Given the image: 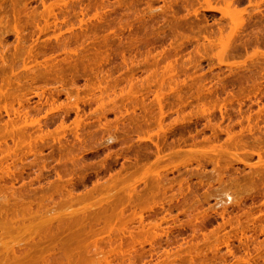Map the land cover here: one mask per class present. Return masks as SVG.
Instances as JSON below:
<instances>
[{"label":"rangeland","instance_id":"obj_1","mask_svg":"<svg viewBox=\"0 0 264 264\" xmlns=\"http://www.w3.org/2000/svg\"><path fill=\"white\" fill-rule=\"evenodd\" d=\"M63 1H65V2H63ZM63 1H61V0H0V63H1V61L3 63V64L1 63L2 65L0 64V75H1L0 76V83L2 84V85H0V89L2 90V92L0 94V103H1L0 108L2 107L0 109V111H1L0 115L2 114L0 116V135H1L0 136V144L1 143L3 144V145H1L2 149H7L8 145L11 143L15 146V143H17V144L21 143L23 140L24 141L25 140L30 141V144L33 142L34 143L36 142L38 145V143H40L42 141V139H41L42 137H36V136H39L41 133L43 136H44L43 133H45V135H47L45 139L43 137L44 141L46 140V141H50L53 143V144L51 143L52 146L45 147V149H43V150H41L42 148H44L42 146L40 149L37 147L36 144H32L34 146H31L30 144H28L31 147H36L37 149L40 150V151L39 150H37V151L43 152L42 154L45 155V158L41 153H40L41 155L40 154L35 155V153L31 152L30 150L33 148L30 149V147H28V146L22 147L24 141H23V143H21L22 145H20L22 148H20V146L17 148H15L13 146L16 149V151L18 150L19 154H17V155L20 157V158L17 157V160L20 159V161L19 160L17 161L15 159V163H17V162L20 163L21 160L23 161V159H21V158L24 157V154L25 155L27 154L25 156L26 158L24 157L26 159L25 160L26 162H21L20 163L21 165L20 164L19 165L21 167L23 166V168H24V166L29 165L28 168L27 167L25 168V171L22 170V172H24L22 175L25 178L21 175L22 172L21 173L18 172V173H20V175H18V173L16 172L18 177L22 176L21 178L23 180L26 179L25 186H23L24 185L23 182L21 183L22 180L21 181L16 180V181H19L16 183L17 184L19 183L18 185L20 187H18V185L16 183H15V185H17L18 189L21 188V190L19 189L20 191H23V190L25 191L28 188V185H30V183L32 181V184L30 185L31 187H29L28 189L29 190L30 189L36 190L38 188L37 189L38 195L36 194V196L44 195V193H45L44 197L46 199L43 198V196L40 198L43 199L44 203H46L47 201L51 202L48 205L46 204V207L48 208V210H49V208H52L55 206L56 207L58 206L60 208V211H61V208H64V209L67 208L66 206L69 204H66V205L64 204V202L66 200L58 202V201H60V199H59L60 197H62L63 199H64V197L69 198L68 194H67L68 196H65L67 193L66 192L67 188H68V190L71 189V190L76 191V192H74L75 196L73 195L74 197L69 198V199H74L76 197V199H75L76 201L73 200L75 203H72V205L75 208L77 207V209L79 208L78 210H80L81 208L83 209L84 207H87L88 206L87 204H89V206H90V204L93 205L94 202L97 203L98 200H95L97 198L100 201H101V199H106V200L101 201L102 204L101 203L100 204L102 206L107 203V200L109 202L110 201L115 202L117 200V202H115V203L110 202V203L114 204V206H116L115 207L116 212L119 208H121L120 206L123 205L121 203H127L128 207L127 208L125 207L126 204H124L125 206H122V207H125L127 209V211L124 208L123 209L124 213H122L123 210L121 208V212H118V213H119V216L121 214L123 217L119 218L118 216H116L117 213L114 210H113V213H116V215L112 214L111 206L108 207L109 205H111V204H109V202H108L109 205L108 204L105 205L106 207H104V206L102 207L99 204L98 205L96 204L97 206H93V209H94V207L96 209V210L94 209L95 211L90 206L91 208H89L90 209L89 211L85 210L86 208L84 209L85 212L83 215L82 214L83 212L82 213L80 212L82 210H80L78 212V210L76 211L74 209V212L80 213L79 214L80 216L79 215L78 216L75 215L73 217L67 216L68 217V219H67L65 216L66 214L64 213L65 214L64 217L60 216V218H56L57 221H54V222L51 221V223L49 222L47 224L46 223L48 220L47 218H49V217H47V215H45V214L42 215L43 213H48L47 208H45V206L41 208L40 202H38L40 206H37L38 203L37 204L34 203L37 199H39V197H37L36 199H32L34 201L33 205H32V210H29V209L28 210L30 212V211H33V208L34 209L35 208L36 209L41 208L42 211L36 210L38 212L37 215L34 213H31L32 215H28V212H27L28 210L27 211L25 210V211L27 212V215L30 218L33 217L35 220H37L38 216H41V215L47 217V218H45L46 221L41 220L40 218H42V217H40L39 221H38L39 223L40 222L46 223L45 224L46 226H42L43 224L42 225L38 224V222L33 221V218H32L31 220L33 221V223L34 222L35 223L34 224L33 223L31 224L30 222H28V223H30L34 227H35V224H38V226H41L40 231L38 230L39 232H34V231L31 232V230H34V229H32L31 227L28 228L27 230L31 229L30 230L31 234H33L35 236L37 235V236L36 237L34 236V239L31 240L30 237H32L33 235L32 236L28 235L30 238L29 239L27 234H26L27 232L29 233V231H26V233L22 232V235H26L25 237L23 236V241H24V238H26V240L27 239L28 240L27 241L25 240V243H23V242L21 243V239H20L21 236L19 235V237H17V238L20 239L21 244H18V245H14L13 241L9 244V240H8L9 245L7 247H5V244H7V241H1L2 240L1 239L2 236H1L0 237V239H1L0 240V258H3L5 256L6 250H12L10 248V245L12 243H13L12 246L13 245L15 246V247L14 246L12 247V248H14L15 251L19 250V248H23V247L27 248L30 246V244H33V241L35 239L38 240L37 239L38 237L40 239L43 236V234L47 231H48L47 233L50 235V237H48V239L51 238V236H55L57 241L55 240L54 242H52L51 240H49L47 243H45V245H42V246H44V249H43L44 252L41 251L40 249H36V250L31 249V251H29L30 256L28 258L30 260H26V264H33V263L34 264H36V263L40 264L41 263L40 258H41V256H44V255H42V253L45 254L49 250L52 251V248L54 247V245L53 246H51V245H52V243H55V242H56L55 243L56 246H57V244L60 246H59V248L55 246L53 248V251H52L53 253L57 250L59 253H63V252L66 253L65 250H68V253H69L72 250H74L73 248H75V247H76L75 249L83 248L82 247V246H84L83 243H86L89 240V237L91 239V236L94 235L93 231L96 232L97 230H100L101 227L103 226L102 224H104V222L106 221V220L103 221V219H104L103 217L106 216V213L109 212V214H110V212H111V215H112L111 218H112L113 222L115 220V222L113 224L116 226V228L114 225H111L112 221L109 220L110 219L109 218L110 215H109V217H105V218H107L109 220L108 224L110 225V228L111 229L113 228V230H114V228L115 229H121L123 231L121 232V230H119L120 231L119 232L118 230H116L113 232V230L112 231L109 230L107 232V234L111 236L110 237L111 242H113L112 239L118 240V244L119 245L121 244V246H123V247L118 246V244L115 242V244H117L116 246L121 247L123 249L121 250L122 252L117 253V251H119L120 248L118 250L115 249V245H114V247L111 245V244H114V242L113 243L108 242L110 239L108 238V235L106 233H103L104 232L103 231L102 234H104V235H100L102 237V239L99 240L100 241L99 247H101V244H104L105 241H107L105 244L106 247L103 245V247H105V249L107 250V252L104 251L105 256H106V253L107 254L110 253L109 250L111 248H114V250H116V253H115V251L113 249H111V251H113L115 253V255H114L115 259L113 258L115 261L113 260V262H112V260H109L108 264H111V263H113V264H118V263L119 264H129L127 261L130 262V260H131V262H133V263L130 262V264H135V262H136V264H163L164 262H165L164 264H166V263L167 264H264V171H263L264 170V160H263L264 159V148H263L264 147V135H263L264 134V122H262V119H261L262 117L259 119L261 121L260 123H259V121H257L258 127H260V128L262 127L261 128V130H263L262 133L259 132V131H261L260 129H259V131H256V129H255L254 130L255 132H253L252 134L246 133L247 136L245 135V132H244L243 134L245 135V137H243L244 135L242 136L241 135L242 133L239 132V130H241L240 124H237V123L235 124V122H237V119H239V117H240V119L242 117H245V115L243 113L246 112V115H247V112L251 110L252 114L255 115V112L257 113L261 107H262V109H264V107H263L264 106V36H263L264 35V33H263L264 32V18H263L264 17V0H224L226 3L223 0H218V1L217 0H209L208 3H206L207 0H89V3H88V0H79V1L78 0H63ZM60 2H62V3H60ZM68 3H69V5H68ZM233 3H235V4H233ZM256 3H259L260 5L256 4ZM207 4L209 5L210 8L214 6L213 9L212 8L210 9ZM222 4H224V6H222ZM94 6H96V7L99 6V7L96 8ZM217 6H219V8ZM227 6H230V7H227ZM258 6H259V8H261L260 10H259V8H257ZM101 7H103V8H101ZM207 7H208V9H207ZM215 7H217V8H215ZM221 7H223L225 9V11ZM94 8H96V9H94ZM232 8H233V10H232ZM236 8H237V10H236ZM64 9H66V10H64ZM222 9L227 14H224V12L221 11ZM234 9L236 11H239V12L237 13L236 11H234ZM245 9H246V11H245ZM86 10H87V12H85ZM226 10L229 12H227ZM231 10L233 11L232 16L233 17L237 16L236 18H232V16L230 15L232 13ZM241 10H243V11H241ZM94 11H95V13H94ZM97 11H98V13H96ZM46 12H48V13L46 14ZM72 12L74 14H72ZM78 12H80V13H78ZM260 12H263V13L260 14ZM49 13H50V15H49ZM99 13H101L102 15L101 14L99 15ZM228 13H230V14H228ZM234 13H236V14H234ZM139 16H140V18H139ZM75 17H76V19H75ZM83 17H84V19H83ZM86 17L88 18V20ZM242 17H243V19H242ZM137 18H138V20H137ZM85 20L87 23L85 22ZM235 20L236 21L238 20V21L236 22ZM230 21H234V22L232 23ZM41 24H43V25H41ZM61 24H63V25H61ZM65 24H67V25H65ZM130 24L132 27H130ZM235 25H237L238 28L235 27ZM65 26H67V27H65ZM81 26H83V27H81ZM48 28H50V29H48ZM46 29H48V30H46ZM63 29H65V30H63ZM252 30H254V31H252ZM83 32L85 34H83ZM221 34H223L224 37H222L223 35H221ZM134 36H135V38H134ZM257 36H258V38H260V37L261 38L258 39ZM219 38L223 39V42ZM134 40H136L137 42ZM209 42H212V44ZM214 42H216V43H214ZM229 42H231V43H229ZM213 44H215L216 47ZM218 44H220V46ZM257 44H258V46H257ZM227 45L228 46L230 45V46L228 47ZM222 46L224 47V49ZM147 47H148L149 51H148V49L146 50ZM218 47L221 48V50H219L217 52ZM26 50L28 51V53ZM75 51H77V52H75ZM151 54H153L152 57H151ZM68 55H70V56H68ZM154 55H156V56H154ZM45 60H46V62H45ZM27 63H29V64H27ZM55 63H56V65H55ZM11 64H13V65L11 66ZM35 64H36V66H34ZM40 64H42V65L40 66ZM168 64L169 65L172 64V68L174 69V70H172V72L174 74H176V75L180 74L179 76H177V79L179 77L180 78L184 77V76L187 77V75L190 76V74H191V76H190L191 78L189 76L187 77V79H184L186 77L181 78L180 82L178 79L177 82H179V83L174 82L171 85L172 87H175V85H177L176 86L177 89H182L181 91L178 90L177 93L180 92L181 94L179 93L178 95H182L183 97L178 96V95H176L177 96L176 97L175 94H177V93L175 91H174L175 93L173 92V90L175 88H170L171 86L169 87L167 85L168 83L165 84L166 86L165 85L161 86V89L159 88L160 86L158 84V80L161 77V74H163V70L165 69L166 65H168ZM45 65L48 68L45 67ZM1 67H3V68H1ZM19 67H20V69H19ZM32 67H33V69H32ZM29 69H31L30 70L31 73H30ZM27 71H28V74H27ZM174 71L177 72L178 74L175 73ZM130 73H132V74H130ZM170 73L171 72H169V74H167V75H170ZM15 74L16 75L18 74V75L16 76ZM147 74H150V75H147ZM152 76H153V78H152ZM19 77H20V79H19ZM194 77H196V78H194ZM218 77L222 78L221 81H223V83H222L223 85L220 84L221 81H218ZM2 78H3V80H2ZM131 78L134 79L135 82ZM146 78H148V79H146ZM189 78H190V80H193L192 78H194L195 82L197 81V83H194L193 82L194 80L192 81L194 84L191 83V81L188 80ZM226 78H228V79H226ZM104 79H105L106 83H104L105 82ZM112 79L114 80V82ZM182 79L188 80L189 85L187 84V81L183 82ZM244 79H246V80H244ZM247 79L249 82L247 81ZM229 80L230 81L232 80V81L230 82ZM240 80H241V82H238ZM2 81H4V82H2ZM5 81H7V82H5ZM18 81H19V83H18ZM155 81H156V84L158 86L154 83ZM225 81L227 82V84ZM242 81L244 84L242 83ZM139 82H141V84H138ZM99 83L102 86H100ZM134 83H135V85H134ZM190 83L192 86L191 88H189ZM9 84H10V87L6 86ZM197 84L200 86V89H199ZM202 84L204 85V87ZM231 84H233V85H231ZM14 85H16V86H14ZM110 85H113V86H110ZM206 85L208 88L211 87V91L213 90V92L209 91L207 89ZM220 85L222 87H220ZM181 87H183V88H181ZM239 87L241 89H239ZM131 88H133V89H131ZM195 88H197L198 91L196 90V92H195ZM242 88H244L243 91H242ZM245 88H246V91H245ZM106 89H107L106 93L109 96L106 95V93H105ZM129 89H131V90H129ZM5 90H8L7 92H9L11 94L6 93ZM11 90H14V91H11ZM183 90H184V92H182ZM121 91L123 92L122 94H125L124 96L122 94L120 95ZM127 91L128 92L131 91L132 93L131 92L128 93ZM190 91H191V93H190ZM203 91H205V92H203ZM239 91L240 92L242 91V92L240 93ZM101 92L104 94H102ZM159 92H161V93L164 92L165 94L163 93V96H162V94ZM168 92H169V94H168ZM171 92H173L174 94H172ZM229 92H231V93H229ZM99 93H101V95ZM111 93H113V94L111 95ZM133 93L136 94L137 96L135 95L133 97ZM129 94H131V95L129 96ZM158 94L161 95L160 96L161 99H159L160 97H157ZM207 94H209V95H207ZM231 94H233V95H231ZM211 95H217V97L220 99L218 100V99H216L215 96H211ZM229 95H230L229 99H232V100L226 99V97H229ZM120 96H122V97H120ZM142 96L144 99L142 98ZM184 96H185V100H184ZM187 96H189V97L186 98ZM198 96H200V97H198ZM204 96H206V97H204ZM231 96H233V97H231ZM99 97H101L103 99V102L100 101L101 98H99ZM109 97H111V98L109 99ZM179 97H181L183 99L181 100V98H179ZM209 97L211 98V100ZM224 97H225V99H224ZM104 98H105V100H104ZM157 98L160 100L161 103L164 104V105L160 104V106L164 107L163 109H165L166 111L169 110V112L167 111L168 113L163 111L164 114L167 113L165 116L163 114L159 115L160 113H158L160 111V108H158V107H160V106L158 105L159 104L158 102L157 103L155 102V101H157ZM162 98L165 102H163ZM177 98H178V100H176ZM203 98L204 99L206 98L205 99L206 102H203L204 101ZM221 98H223V99H221ZM112 99L113 100L115 99V100L113 101ZM208 99L210 101H213V99H214V102H215V100H216V102L215 103L210 102L211 104L210 103L207 104V102L209 101ZM221 100L222 101L224 100L223 102H225L224 104H226V105H223V106H225V107H223V106L220 107L223 104V102ZM141 101L144 103H141ZM182 101L184 103L186 101L187 103H185V105H184ZM219 101H221L222 103L219 104ZM230 101H232L231 104L229 103ZM132 102H133V104H132ZM145 102H147L148 104ZM179 102L182 104H180ZM102 103H103V105H105L104 107H106L105 110L101 109L103 107V106H101ZM134 103L136 105H138V107H136V105ZM155 103H156V105H155ZM199 103H200V105H199ZM212 103H214V104H212ZM197 105H199L198 107H201V106H203V107L197 108ZM211 105H215V106H211ZM8 106H9V109H8ZM55 106H56V108H55ZM139 106L141 108H142V106H146L145 110H147V108H148V110H150V108H151L152 114L150 113V111L144 112V110H143L144 107L141 110V108ZM5 107H6L7 111L5 110ZM39 107H40V110L38 109ZM78 107H80V108L78 109ZM171 107L173 108L172 111H170ZM204 107H206V108H204ZM212 107H214V108L212 109ZM219 107L221 109L225 108V110L228 112L226 113V111H225L224 113H226V114L230 113L229 115H231L234 111L238 112L239 108L243 109L241 111H244V112L239 113V114H243L244 116L243 115L239 116V114H238L239 117L235 116L236 113L234 112L235 114L232 115V118H231V116L227 115L226 119H224L225 121L220 120V118L223 119V117L221 115V112L219 111ZM249 107H250V109L247 110ZM52 108L54 109V111L50 110V112H49V109H52ZM76 108L78 109L77 110L78 113L75 112ZM115 108L117 110H115ZM174 108H175V110H174ZM156 109L158 112L156 111ZM196 109H199V110H196ZM201 109H202V111H201ZM203 109L204 110H209V109L211 110L212 109L215 112H213L211 110L208 113V111H206V114L209 115V117L207 118V115L204 114ZM214 109H216V110H214ZM9 110H10L11 114L9 113ZM65 110L66 111L69 110L70 112H68V114H65L64 113V112H66ZM112 110L114 112H112ZM127 110L130 112L125 113V111H127ZM132 110H136V111L132 112ZM46 111H48V112H46ZM198 111H200V113H198ZM223 111H224V109H223ZM13 112L15 113V115ZM147 112L149 114H151V116L149 119V117H148L149 115L147 114L148 116L146 118L149 119L151 122L150 121L146 122L144 120L146 124H144V123L142 124L143 121H141V120L144 119ZM16 113H19V115L20 114L21 115L19 117H17ZM82 113H84V114H82ZM141 113H142V115H141ZM78 114H79V116H78ZM211 114H213V115H211ZM44 115H47V116H44ZM56 115H58V116H56ZM133 115H134V118L132 117ZM135 115L137 117H135ZM203 115H205V116H203ZM220 115H221V117H220ZM15 116L17 117L16 119H15ZM25 116L27 118H25ZM77 116L81 117V118H78ZM140 116H144V117H142L143 119H140L141 118ZM160 116H162V117L164 116V117L161 118ZM263 116H264V110H263ZM75 117L78 119H76ZM229 117L231 120H233L231 123L232 124L234 123L233 125H235V128H234L235 131L233 129L234 126L232 127L233 130L231 129L230 131L233 134H234V132H235V134H237V135H234L235 137L238 136V140H237L238 146H236V147H235V145H233L234 146L233 147L232 144H231V146H229L230 144H227V142H230V141H228V140H226V143H225V139L227 138L226 133L225 134L220 133L219 138H218L217 136H215L214 132H212L209 129L211 126L210 127L206 126L207 122H208V125H211V124L216 125L217 123H220L222 121V123H220L219 125H221L222 128L227 127V125L229 124L228 123ZM135 118H138V120L133 121ZM224 118H225V116H224ZM12 119L19 120L20 123L22 121L25 123L26 119H28V120H26V122L28 121V123H29V121L31 122L32 120L36 119V121L38 120L41 123V126L40 127L38 126V127L39 128L42 127L44 130L45 129L46 130L45 131L43 130L44 132H41L42 131L41 129H40L41 131L37 130V129H39L36 127L38 125V122L35 123V125H33L34 129H36V130L32 129L31 124L27 123L28 125L26 124L27 125L26 130L28 132L30 131L29 130L30 128L32 130L28 133V132H25L26 130L23 128L24 133L23 132L21 133L22 129H18V131H17V128H19V127H15V129H14L13 125L17 124L15 126H22L21 124L23 122L21 124H19L15 120L12 121ZM242 119H244V118H242ZM263 119H264V117H263ZM9 120H11V121L8 122ZM76 120H79V121L81 120V122L77 123V124H80V125H78L79 126L78 129L73 127L76 125V123H74V122H77ZM87 120H88V122H87ZM231 120H229V122ZM131 121H132V123H131ZM212 121H214V122H212ZM12 122H14V123H12ZM136 122H138V123H136ZM255 122L256 121L254 120V123ZM5 123L10 124V125H5ZM40 123H39V125H40ZM246 123H247V121H246ZM246 123L244 122V124H246ZM61 124H65L64 125L65 131H62V129H61L62 125ZM140 124H142L143 126ZM204 124L206 127L204 126ZM29 125H30V127H29ZM136 125H137V127H136ZM170 125H171V127H170ZM2 126H4V127H2ZM9 126H12L13 128L10 127V130H8ZM23 126H24V124H23ZM80 126L86 132H87V129L89 132L91 131V133L93 131L92 137H94L95 140L92 139V137H90L91 139L89 138V140H88V137H89L88 135H87L88 137H84V135L86 136L87 133L80 130L79 129ZM129 126L132 128H130ZM138 126L139 127L141 126V127L139 128ZM59 127H61V128H59ZM258 127H257V129H258ZM3 128L5 129V131ZM64 128H63V130H64ZM173 128L174 129L176 128L175 129L176 131ZM47 129H49V130H47ZM55 129H57L58 134H57V132H54V131H56ZM12 130L14 131V133H12L13 132ZM74 130L75 131L80 130L79 133L82 134V136L84 137V139H83L84 141L81 144H83L84 146L81 147V145L79 143V145L81 147V149L80 148L79 149L81 151L76 150L77 148L76 149L74 148L75 149L74 150L72 147H70V148H72V150H74L75 157H74V154H72L73 151L71 149H69L72 151V153L70 152L71 153L70 155H67V152L69 150L67 151V149H66L67 152L64 151V153L62 154L64 156H61L60 153L57 151L59 146L56 147V145L59 143H57L55 141H58L60 139L61 141L59 140V142L65 141V143H66V142H68L66 140L70 139L69 142H73L75 145L73 147H76V143L78 141H77V138L75 137V135L78 133H75ZM49 131H52V132L49 133ZM127 131H128V133H127ZM18 132L21 133L20 137H19L21 139H19V140H17L18 138H16V137H18L17 135H19ZM33 132H36L37 134L36 133L34 134ZM38 132H40V133H38ZM64 132L66 135L62 134ZM138 132H140V133H138ZM180 132H181V134H180ZM59 133H61L63 136L62 135L60 136ZM238 133H240V135H238ZM27 134H28V136H27ZM233 134H232V136H233ZM12 135L13 136L15 135L14 136L15 138H13ZM21 135H23V137H21ZM49 135H51V136H49ZM158 135H160V136H158ZM212 135H214L217 139ZM248 135H250V136H248ZM56 136L58 137V139H55V138H57ZM28 137H31L30 138L31 140H29ZM53 137H54V139H53ZM74 137L76 138V140ZM78 137H81V136L79 135ZM161 137H163V138H161ZM179 137H181V138H179ZM257 137H259V138H257ZM22 138H24V139L22 140ZM25 138H27V139H25ZM37 138H40L41 141H39V142L36 141V140H39ZM47 138L49 140H47ZM85 138L88 140V142H86L88 144L85 143ZM209 138H210V140H209ZM15 139H16V142L13 143V141H15ZM158 139H160L161 142L163 139L164 143H166L168 146H170L169 144L173 145L172 143H177V141L181 142L182 143L181 148L182 147L183 148L181 149V151H179V152L177 151L180 155H178L177 152L175 154H173V151L179 150L180 147L174 149L173 151L171 149H170L171 151H169L168 147H164L163 149H165V151H163V153L165 152L166 154L164 155L163 153H161L162 156L164 155V157H163L164 159L163 160L157 159L158 158L157 152L159 151L160 148L163 147L162 145L164 144L162 142L163 144L160 145L161 146L160 148H157L156 146H154L155 144L157 145L156 141H160ZM239 139H240V142L242 141V142L247 143V141H248L249 143L247 145H246V143L245 144L239 143ZM20 140H22V141H20ZM32 140H35V141L32 142ZM120 140H121V142H120ZM151 140H153V141H151ZM17 141H19V142H17ZM46 141H45V145L50 144V142H46ZM232 141L235 142V140H232ZM261 141H263V142H261ZM6 142L8 144H5ZM161 142H158V144H160ZM260 142H261V144H263L262 146H261ZM25 143H28V142L25 141ZM41 143H44V142H41ZM41 143L39 145H41ZM257 143L259 144V146H256ZM4 144L7 147L4 148L3 147ZM240 144H241V146H240ZM125 145H127V146H125ZM224 145H225V147L227 145L229 146V148H227L228 152H227V150H225L226 148H224ZM85 146H86V148H85ZM202 146H204V147H202ZM132 147H133V149H132ZM218 147L220 149L219 151L221 153L223 152L222 154L219 153V151L217 150ZM36 148H34V149H36ZM2 149H0V154H1V151H3ZM9 149H11V148H9ZM89 149H91V150H89ZM128 149H130V150H128ZM137 149H138L137 152H140L142 150L141 152L143 153L142 159H140V160L139 159L137 160L135 158L136 157L135 153H136ZM157 149H158V151H157ZM260 149H261V151H260ZM21 150L27 151V152L24 153ZM146 150L147 151L151 150L150 152H148V153H150V157H149V154L147 156V152H144ZM224 150L226 151V153H228L227 155L226 154L224 155V153H225ZM28 151H29V153H28ZM37 151H35V152H37ZM54 151H56V152H54ZM52 152L54 155L52 154ZM217 152L219 153L218 155H217ZM256 152L262 154L261 158L263 161L260 159V157L257 155L258 153H256ZM154 153H156V155ZM184 153H186V154H184ZM197 153H199L201 155H199ZM203 153H205L204 157L205 156L207 157V161H208V159H212L214 157V158H216L215 161L219 160L220 164L217 162L218 164L216 163L217 165L215 167L213 164L214 161H212V160H210L208 162L205 161L206 157L204 159L202 158L204 161H201L200 156L203 157V155H202ZM212 153H214V154H212ZM234 153L237 156H235ZM9 154H7V155H9ZM13 154H14V152H11L10 155H13ZM20 154H21V156H20ZM68 154H69V152H68ZM76 154H77V156H76ZM215 154H216V156H215ZM7 155L5 154V156H7ZM33 155L36 157H39L40 159L36 158L39 161L41 159H43L44 162L47 160V163L45 162L46 164L43 165V166L46 165L47 169L45 168L43 171H40L39 167H41L44 162L43 163L38 162L39 163V164H37L38 167H36V164L34 161V163L31 166L30 164L33 162V160H31V159L33 158L34 160H36ZM144 155L147 156L146 159H144L146 157ZM196 155L197 156L199 155L200 159H196V158H199V157H196ZM207 155L208 156L212 155L213 157L211 156V158H208ZM221 155H222V157H221ZM1 156L2 155H0V157ZM65 156H66V158H65ZM67 156H69L68 158H70V159H71V157H73L72 160L74 158H78V157L82 158L83 157V159H81V160H84L83 162H86L87 165L89 163V166L83 164L84 166L81 165V166H83V170H82L81 166H79L80 168L77 167L78 169L77 168L74 169V167L78 166V163H83L81 160H79L80 162H78V163H77V161H76V163L73 162L74 165H76L74 167L71 164L72 162L70 163V162L66 161V162H68V166H67V164H63V163H65V160L68 159ZM140 156L141 155H139V158H140ZM15 157H16V155H15ZM58 157H60L59 162H56L58 160L57 159ZM236 157H239L240 160ZM28 159L32 162L29 163ZM54 159H56V160H54ZM60 159H63V160H60ZM135 159L137 160L136 162H135ZM148 159H150V160H148ZM157 160L159 161V163H156ZM245 160H246V162H245ZM62 161H64V162H62ZM73 161H75V160H73ZM92 161H93V163H92ZM229 161H230V163H229ZM103 162H104V166H103ZM141 162H143V163H141ZM154 162L156 164L153 165ZM198 162H200L201 165L204 164V166L201 167L200 163H198ZM204 162H207V163L205 164ZM211 162H213V163H211ZM18 163H17V165H18ZM136 163H137V165H136ZM197 163L200 165V167L197 165ZM259 163L260 164L263 163V164H261L262 166ZM34 164H35V166H34ZM51 164H53L54 167H52ZM151 166L153 169H158V170L161 169L158 171V174L160 176L163 174L161 177L164 176V180H166L165 181L166 183H164L165 187L168 184H169L168 186L173 187V191L170 190L171 194L180 188L179 182L183 178H188L187 180L189 182L188 183H182L181 185H183L182 189L183 190L185 189V192L187 193V196H188V197L186 196L187 199L189 200V202H191L190 203L191 208H189V207L186 208V210L190 209L189 211L184 210V212L186 211L184 213L181 211L182 210L181 207L175 208L174 206H176L177 201L167 202L169 200L167 198L172 197L171 194H169L170 193L169 189H168V194L170 196H168V194H167L168 197H163L160 194H158V195L153 194V192L156 193V191H157L156 189L159 190V188H157L158 187L157 183L151 184V182L153 180H156L155 177L157 176V178H158L159 175H157V173H156V176L154 175L155 177L154 176L152 177V178H154L153 180H151V177H149L147 179V182H146V179H144V178L147 175L143 174L146 171H148V173H149L150 172L149 169H151ZM219 166L220 167L222 166L221 169H219ZM18 167L15 170H18L19 169ZM84 167L87 170H84ZM213 167H215V168H213ZM253 167H254V169H253ZM146 168L148 170H146ZM164 168H167L166 170H168V171H165ZM66 169H67V171H66ZM71 169H73V170H71ZM79 169H81V170H79ZM153 169H151L152 172H154ZM224 169H226V170H224ZM15 170H13L14 173H15ZM18 171H20V170H18ZM26 171H28V172L30 171L29 172L30 174ZM36 171L39 173H44V174H41L43 176L40 178L41 182L37 181L35 179V177H37ZM113 171H115V172H113ZM126 171H127V173H126ZM201 171H203L202 172L203 176L200 173ZM56 172H59V173H61L60 174L61 176H64L63 182H59L58 179H56L57 178ZM219 172H220L221 176L219 175ZM197 173H200V176L196 175ZM164 174L167 175L169 178H167V176H165ZM14 175L16 176V174H14ZM33 175H34V177H32ZM115 175L120 176V177L123 175L124 176L121 177V179L123 178L122 181L120 180V181H118V183L116 182L115 185L116 184L117 185L116 186L113 185V187H112V184L114 183L113 179L116 180L115 179V177H116L118 180V178H119ZM148 175H151V174H148ZM55 176H56V178H55ZM68 176H70V177H68ZM81 176L85 179H83ZM4 177L7 178V176H4ZM16 177H14V178L16 179ZM18 177H17V179H18ZM28 177H32V178L29 179ZM65 177H67V180H70V178H72V180L69 181V184L66 183ZM126 177H127V180H126ZM170 177L171 178L173 177V179H171L172 181L170 180ZM174 177H177V178H175L176 181H175ZM1 178H0V182H2L5 179V178H3V179H1ZM48 178H49V181L47 180ZM110 178H112V179H110ZM167 179H169V181H167ZM177 179H179V180H177ZM123 180H125V181H123ZM5 181L6 180H4V182H3L5 185H2L3 183L1 184L3 187L6 186V183H8V182L5 183ZM9 181H10V179H9ZM28 181H29V184L27 185ZM55 181L57 183H59V186H61L60 188H63L62 185H67L66 186L67 188L65 187L64 192L61 194L62 196L56 192L54 193L55 189L52 187L53 186L56 187L57 183ZM71 181H72V183H75L74 184L75 186L70 185V184H72ZM111 181H113V182H111ZM143 181L146 184L150 182L145 187L146 189L144 188V185H146V184L145 183L143 184ZM156 181H154V182H156ZM169 182H171L173 184H171ZM119 184H120V186H119ZM123 184H125V185H123ZM126 184L129 185L130 189L132 188L131 190H133L137 186L136 189L142 191L141 193L139 192L137 194L138 195L141 194L142 196H144L145 199L146 198L147 199L153 198L151 196H155V199L148 200L151 203L144 201L147 204L148 208L142 210L141 206H143L145 204L143 202L140 203V201H142L141 199L143 197L140 196L139 197V199L141 198L140 200H138V198L136 199V197H135L136 195L134 193L135 191H131L130 189H128V186ZM135 184H136V186H135ZM153 184L156 186H154ZM187 184H190V187H191L190 189H187L188 192L186 190V188H187L186 186H188ZM32 185H33V187H32ZM92 185H94V186H92ZM95 185H96V187H95ZM98 185H100V186H98ZM101 185H102V187H101ZM109 185H111V189H110ZM150 185H152L153 187H151ZM39 186H41V187H39ZM84 186H86V187H84ZM114 186H115V188H114ZM118 186H119V188H118ZM148 186H150L153 189L152 193L150 192V190H152V189L149 188ZM3 187H2V189H3ZM25 187H27V188H25ZM70 187H73V188H70ZM122 187L126 188V189L123 191V189L122 190L120 189ZM154 187H156V188H154ZM40 188H42V189H40ZM90 188H91V191H93L91 193H89ZM94 188H96V189H94ZM100 188L102 190H100ZM106 188H108V189H106ZM117 188L120 189V192L117 191L118 190ZM142 188H144L145 193H144V190ZM92 189H94V190H92ZM0 190H1V187H0ZM3 190H5V189H3ZM3 190H1V191L3 192ZM86 190H87V193H85ZM146 190H149V191H146ZM154 190H156V191H154ZM79 191H80V193H79ZM109 191H110V194H112V193L115 194L114 196H112L113 194L111 195L113 197L112 199L108 193ZM2 192L0 193L1 195L3 194ZM82 192H83V194H87V195L93 194V195L92 196L88 195V198H87L86 195L84 196L82 194ZM117 192H118V194H117ZM177 192H178V190H177ZM39 193H40V195H39ZM46 193H48L47 197H46ZM75 193L79 194L81 197H79V195L77 197V194H75ZM196 193H197V195H196ZM210 193H211L212 197L211 196L209 197ZM228 193H229V195H228ZM147 194H152V195H148L151 198H148ZM50 195H52L51 196L52 199L50 198ZM82 196L84 198L88 199V201H90V202L86 201L85 199H82L83 198ZM108 196L110 197L109 199H108ZM127 196H128V198L129 197L133 198V199L131 198V201H133L135 199V201L139 203L138 204L139 206L141 204V206H140L141 211H140L139 207H137L138 206L137 203L133 204L129 199V201L132 203V206H131V203H129V201L127 199H123V198H126ZM197 196L199 197L200 202L197 201L198 200ZM114 197H115V199H114ZM116 197L119 199L121 198L120 202H119V199H117ZM159 197L160 198L162 197V198L159 199ZM195 197L197 199H195ZM32 198H34V197H32ZM48 198L53 200V201L56 200L55 202H58V203L54 206L53 205L54 202L52 203V201H50ZM77 198H78V200H80L79 202H77L78 201ZM79 198H81L82 200ZM144 198H143V200H145ZM164 198H166V199H164ZM41 199H39V200L41 201ZM44 199L46 200V202L44 201ZM193 199H194V201H193ZM29 200H31V199H29ZM124 200L128 201V202H125ZM205 200H207V201H205ZM24 201L27 202V200H24ZM73 201L68 200L67 202L70 203ZM82 201H83V203H82ZM135 201H133V202H135ZM154 201H155V203H154ZM59 203H62V204H59ZM116 203H118V204L115 205ZM128 203L130 204V206ZM161 203H165V204H163L164 207L161 206ZM192 203H193V205H192ZM26 204H24V205H26ZM58 204L61 206H59ZM79 204L84 206V207H81ZM119 204H121V205H119ZM154 204H155V206H154ZM50 205H53V206L51 207ZM62 205L63 206L65 205V206L63 207ZM26 206H28V205H26ZM114 206H112V207L114 208ZM117 206H119V207L117 208ZM152 206H153V208L151 210L150 208ZM23 207H25V206H23ZM58 207L56 209H58ZM73 207L72 206H71V208L69 207L70 208L69 213L71 211L73 212V210H72ZM43 208H45L46 212H44L45 210ZM102 208L104 210L106 208V209H108V211L107 212H106V210L102 211L101 210ZM130 208L131 209L133 208V210H134V208H136L137 211L135 210V212H138V210H139V213H141L142 216L144 217V218H142V221L144 224L141 223L140 217H138L136 215L137 213L135 214L136 216L131 215L132 213H130V214L128 213V211H130ZM17 209L20 210V206ZM54 209L52 208V210H54ZM56 209L54 211L59 210V209L58 210H56ZM68 209H65V210H68ZM153 209H154V211H153ZM12 211L13 210L11 207L8 212L12 213ZM51 211L49 210V213ZM54 211H53V213H54ZM118 211H120V209ZM16 212L18 213L19 211L17 210ZM26 212L24 213L25 215H26ZM39 212L40 213L43 212V213H41V215H39ZM130 212H132V210ZM168 212L171 215H169ZM56 213H58V212H56ZM66 213H68V211ZM125 213L127 214V216L125 215ZM165 213H166V215H165ZM18 214L24 215V214H22L21 210H20V213H18ZM59 214H60V212H59ZM59 214L57 215L58 217H59ZM74 214H72V215H74ZM85 214H86V216H85ZM92 214L93 215L95 214L96 216L95 215L93 216ZM99 214H101L103 216L100 215L101 216L100 217ZM27 215H26V217H28ZM33 215H36V216L34 217ZM54 215H55V213H54ZM130 215H131V217H130ZM18 216L20 217V220H21V216L20 215H18ZM48 216H50V215L48 214ZM97 216H99L98 218H102L101 221L99 220L100 221L99 224L94 223V221L98 219ZM115 216H116V218L114 219ZM128 216L131 218V220H128V219H130ZM22 217L26 218L24 216H22ZM29 217L25 219V221H24L25 223L23 221L20 222V220L17 217H15L17 220H19L17 223L20 222L21 226L19 227V225H17V228H15L16 227L15 225L17 224L16 223V224H14L13 228L15 230H17L18 227H19V229L23 228L22 227L23 223L26 224L27 220L31 221L29 219ZM51 217H52V215H51ZM79 217H80V221H77L74 225H72L71 228L64 230V231H61L62 230L61 226L62 225L64 226V223L68 222L69 220H72L74 218H79ZM61 218L63 220L62 224H61V222H59L61 220ZM122 218H124V219H122ZM149 218H150V221L148 222ZM58 219H59V221H58ZM125 219H127V220H125ZM86 221H88V222H86ZM127 221H129V222H127ZM151 221L155 222L156 225H158V223L162 224L160 226L161 228L157 227V226H156L157 228L156 227L153 228V226H151L154 231H152V229H151V232H149V229L151 227H150V225L148 227V224ZM82 222L83 223L86 222L85 225ZM95 222H97V221H95ZM116 222L118 223V226L116 225L117 224ZM56 223L61 224V225H59L60 226L59 227L60 233H58V234L55 231L56 225H57ZM89 223L91 224L90 227H89ZM50 224L52 226L49 228L48 225H50ZM26 225H28V224H26ZM76 225H82V226H79L78 229H75V231H77V232L73 231V229L75 228ZM95 225L96 226L101 225V226H99L100 229H96L99 227H96ZM123 225L125 227H122ZM142 225H145L143 227L144 228L147 227V228L142 230ZM92 226H94V228L96 230L92 229L93 230L92 231L91 230V228H93ZM26 227H28V226H26ZM44 227H45V229H43ZM119 227H122V228H119ZM166 228H167V230H166ZM25 229L26 228H24L23 230H25ZM86 229H90L92 231V234L91 235L89 234V236H86V239L80 240V238H82V236L85 238V235L82 232H84V231L87 232ZM129 229L130 230L135 229V230L133 232V230L130 231ZM69 230L70 231L72 230V231L70 232ZM141 230H142V232L145 231L144 234L138 233V232H141ZM147 230H148V232H146ZM0 231H2V230L0 229ZM164 231L168 232L167 233L168 236L164 235V234H166ZM13 232L15 233L16 231L11 229L10 233H13ZM54 232H55V234H54ZM80 232L82 233V235ZM110 232H113V233L117 232L116 235L121 234L120 237H121V240H123V241H121L120 238H118V239L115 238V234H113V236H112ZM130 232H133V233H131V235H130ZM78 233H80V234H78ZM96 233H99V232L97 231ZM4 234L6 237H9V236H7L8 234H6V231L4 232ZM64 234H66V235H64ZM133 234L135 236L137 235V238L136 237L135 238L138 239V241H135L134 245H130L133 243H131V240H129V242H128V239L130 236H132V238L131 237L130 238L132 240H134L135 238H133V236H134ZM139 234H140V236L141 235L142 236L140 237ZM157 234H159L160 236L159 235L157 236ZM0 235H3L2 232ZM11 235H13V234H11ZM15 235L18 236V233H16ZM95 235H94V238L96 237L97 238L96 241H98V237H99V239L101 237L99 235L98 236H95ZM14 236H11V237L14 238ZM70 236H72V237H70ZM75 236H77V237L75 238ZM104 236H105V240H104ZM166 237H169L171 239L172 244L166 242V240H167ZM59 238H61L60 239L61 244L58 242ZM92 238H93V236H92ZM3 239L7 240V238H3ZM9 239H11V238L9 237ZM93 239H91L89 242H92ZM81 241H83V242H81ZM16 242L18 243V240H16ZM26 242L28 244H26ZM68 242H69V244H68ZM132 242H134V241H132ZM95 243H96V245L99 244L97 242H95ZM107 243H108V245H107ZM109 243H111L110 244L111 247L109 246ZM23 244H24V246H22ZM74 244L79 245V247H77V245H74ZM128 245H129V247H127ZM152 245L154 247H152ZM16 246L17 247L20 246V247L17 248ZM89 246H92V245L88 244L87 249L93 248V247H89ZM107 246L110 247V248L108 247L109 250L107 249ZM131 246L134 249L133 248L131 249ZM61 247H63V248H61ZM70 248H72V249H70ZM97 248L95 249L96 250L95 254H93V253L89 254V251L85 250V249H80V251L81 252L83 251V253L85 251H87V254H83L78 250H74V251L79 252V254L76 256L71 254L70 257L71 256H74V257L69 259L70 263L67 262L68 258L67 259L65 258L67 256L65 253H63L65 256L63 254L61 256L62 257L64 256L63 260L64 261L66 260V263L64 261H62V262L60 261V259L62 257L59 254H58V256H60L61 258L58 257L57 252L55 254L50 252L51 257L48 256V259L51 258L49 260L50 261L52 260V262H54V263L56 262L55 264H60V263L63 264V262L65 264H68V263L69 264H77V263L91 264L93 261H96L94 259V258H96L95 255L99 253V252H97ZM153 248H154V250H153ZM54 249H55V251H54ZM59 249L60 250L63 249V251L60 252ZM105 249L103 248V250H105ZM230 249H231V251H229ZM98 250L101 251L102 249L101 250L98 249ZM127 250L128 251L132 250V251L126 252ZM150 250L154 254L150 253L149 252ZM154 251H156V252H154ZM17 252L19 254V251H17ZM101 253H100L101 256H103L104 253L102 251H101ZM122 253H123V255H122ZM129 253H132V254H129ZM48 254H49V252H48ZM127 254H128V256H126ZM134 254H135V256H134ZM45 255H47V253ZM53 255L56 256V259L53 258L54 257ZM109 255H107L106 258L110 259V256L112 257V255H110V256ZM77 256H80V258H78ZM92 256H93V258H92ZM101 256H97V258H96L97 261H98L99 257H101ZM132 256L135 258H132ZM46 257L47 256L42 257V260L45 259ZM86 258H88V260ZM116 258H117V260H116ZM72 259H74V260H72ZM167 259H168V261H167ZM46 260H43L44 261L43 264H46ZM76 260H78L80 262H77ZM132 260H135V261H132ZM169 260H170V263H169ZM50 261H47V263ZM57 261H59V262H57ZM107 261L108 260L102 261V262H104V264H107ZM12 262H14V261H12ZM98 262H101V259ZM125 262H127V263H125ZM12 264H17V263H12ZM99 264H101V263H99Z\"/></svg>","mask_w":264,"mask_h":264},{"label":"bare ground","instance_id":"obj_2","mask_svg":"<svg viewBox=\"0 0 264 264\" xmlns=\"http://www.w3.org/2000/svg\"><path fill=\"white\" fill-rule=\"evenodd\" d=\"M61 1H63V0H61ZM78 1H79V0H78ZM208 1H209V0H207L206 3H208ZM217 1H218V0H217ZM223 1H224V0H223ZM223 1H222V2H223ZM63 2H65V1H63ZM66 2H67V1H66ZM72 2H73V1H72ZM96 2H97V1H96ZM224 2H225V1H224ZM227 2H228V1H227ZM230 2H231V1H230ZM255 2H256V1H255ZM260 2H261V1H260ZM60 3H62V2H60ZM88 3H89V0H88ZM225 3H226V2H225ZM90 4H91V3H90ZM98 4H99V3H98ZM230 4H231V3H230ZM233 4H235V3H233ZM256 4H259V3H256ZM68 5H69V3H68ZM205 5H206V4H205ZM207 5H208V4H207ZM259 5H260V4H259ZM59 6H60V5H59ZM80 6H81V5H80ZM222 6H224V4H222ZM225 6H226V5H225ZM253 6H254V5H253ZM70 7H71V6H70ZM73 7H74V6H73ZM94 7H96V6H94ZM98 7H99V6H97L96 8H98ZM208 7H209V5H208ZM208 7H207V9H208ZM213 7H214V6H213ZM213 7H211V8L213 9ZM217 7L219 8V6H217ZM217 7H215V8H217ZM227 7H230V6H227ZM65 8H66V7H65ZM67 8H68V7H67ZM86 8H87V7H86ZM96 8H94V9H96ZM101 8H103V7H101ZM209 8H210V7H209ZM211 8H210V9H211ZM221 8H223V7H221ZM225 8H226V7H225ZM252 8H253V7H252ZM257 8H259V6H258ZM257 8H256V9H257ZM71 9H72V8H71ZM223 9H224V8H223ZM223 9H222L221 11H223ZM226 9H227V8H226ZM253 9H254V8H253ZM260 9H261V8H259V10H260ZM64 10H66V9H64ZM84 10H85V9H84ZM232 10H233V8H232ZM232 10H231V11H232ZM236 10H237V8H236ZM236 10L234 9V11H236ZM239 10H240V9H239ZM243 10H244V9H243ZM243 10H241V11H243ZM61 11H62V10H61ZM70 11H71V10H70ZM80 11H81V10H80ZM224 11H225V9H224ZM224 11H223V12H224ZM226 11H227V10H226ZM245 11H246V9H245ZM49 12H50V11H49ZM66 12H67V11H66ZM85 12H87V10H86ZM101 12H102V11H101ZM227 12H229V11H227ZM236 12L238 13L239 11H236ZM47 13H48V12H46V14H47ZM78 13H80V12H78ZM94 13H95V11H94ZM96 13H98V11H97ZM261 13H263V12H260V14H261ZM44 14H45V13H44ZM72 14H74V13L72 12ZM87 14H88V13H87ZM100 14H101V13H99V15H100ZM224 14H227V13L224 12ZM228 14H230V13H228ZM232 14H233V11H232V13H231L230 15L232 16ZM234 14H236V13H234ZM49 15H50V13H49ZM49 15H48V16H49ZM101 15H102V14H101ZM222 15H223V14H222ZM48 16H47V17H48ZM55 16H56V15H55ZM55 16H54V17H55ZM64 16H65V15H64ZM97 16H98V15H97ZM97 16H96V17H97ZM234 16H235V15H234ZM241 16H242V15H241ZM259 16H260V15H259ZM43 17H44V16H43ZM57 17H58V16H57ZM67 17H68V16H67ZM101 17H102V16H101ZM236 17H237V16H235V17L232 16V18H236ZM55 18H56V17H55ZM64 18H65V17H64ZM86 18H87V17H86ZM89 18H90V17H89ZM129 18H130V17H129ZM132 18H133V17H132ZM139 18H140V16H139ZM259 18H260V17H259ZM263 18H264V17H263ZM263 18H262V19H263ZM75 19H76V17H75ZM83 19H84V17H83ZM230 19H231V18H230ZM239 19H240V18H239ZM242 19H243V17H242ZM260 19H261V18H260ZM46 20H47V19H46ZM48 20H49V19H48ZM87 20H88V18H87ZM135 20H136V19H135ZM137 20H138V18H137ZM50 21H51V20H50ZM98 21H99V20H98ZM235 21H236V20H235ZM237 21H238V20H237ZM237 21H236V22H237ZM47 22H48V21H47ZM51 22H52V21H51ZM54 22H55V21H54ZM63 22H64V21H63ZM85 22H86V20H85ZM230 22L233 23L234 21H230ZM73 23H74V22H73ZM86 23H87V22H86ZM238 23H239V22H238ZM46 24H47V23H46ZM49 24H50V23H49ZM49 24H48V25H49ZM70 24H71V23H70ZM239 24H240V23H239ZM41 25H43V24H41ZM51 25H52V24H51ZM61 25H63V24H61ZM65 25H67V24H65ZM71 25H72V24H71ZM75 25H76V24H75ZM86 25H87V24H86ZM237 25H238V24H237ZM237 25H235V27L238 28ZM68 26H69V25H68ZM241 26H242V25H241ZM65 27H67V26H65ZM81 27H83V26H81ZM81 27H80V28H81ZM86 27H87V26H86ZM127 27H128V26H127ZM130 27H132L131 24H130ZM130 27H129V28H130ZM242 27H243V26H242ZM57 28H58V27H57ZM237 28H236V29H237ZM48 29H50V28H48ZM48 29H46V30H48ZM54 29H55V28H54ZM259 29H260V28H259ZM60 30H61V29H60ZM63 30H65V29H63ZM71 30H72V29H71ZM228 30H229V29H228ZM78 31H79V30H78ZM80 31H81V30H80ZM84 31H85V30H84ZM226 31H227V30H226ZM241 31H242V30H241ZM252 31H254V30H252ZM257 31H258V30H257ZM131 32H132V31H131ZM260 32H261V31H260ZM262 32H263V31H262ZM74 33H75V32H74ZM149 33H150V32H149ZM263 33H264V32H263ZM83 34H85V33L83 32ZM225 34H226V33H225ZM69 35H70V34H69ZM151 35H152V34H151ZM221 35H223V34H221ZM233 35H234V34H233ZM235 35H236V34H235ZM67 36H68V35H67ZM135 36H136V35H135ZM135 36H134V38H135ZM263 36H264V35H263ZM222 37H224V35H223ZM259 37H260V36H259ZM140 38H141V37H140ZM140 38H139V39H140ZM146 38H147V37H146ZM225 38H226V37H225ZM225 38H224V39H225ZM257 38H258V36H257ZM260 38H261V37H260ZM260 38H258V39H260ZM262 38H263V37H262ZM18 39H19V38H18ZM219 39H221V38H219ZM137 40H138V39H137ZM226 40H227V39H226ZM229 40H230V39H229ZM229 40H228V41H229ZM69 41H70V40H69ZM134 41H136V40H134ZM215 41H216V40H215ZM221 41L223 42V39H221ZM243 41H244V40H243ZM136 42H137V41H136ZM249 42H250V41H249ZM131 43H132V42H131ZM209 43L212 44V42H209ZM214 43H216V42H214ZM224 43H225V42H224ZM229 43H231V42H229ZM227 44H228V43H227ZM213 45H215V44H213ZM218 45L220 46V44H218ZM222 45H223V44H222ZM253 45H254V44H253ZM153 46H154V45H153ZM211 46H212V45H211ZM227 46H228V45H227ZM229 46H230V45H229ZM229 46H228V47H229ZM255 46H256V45H255ZM257 46H258V44H257ZM208 47H209V46H208ZM215 47H216V45H215ZM222 47H223V46H222ZM228 47H227V48H228ZM253 47H254V46H253ZM147 49H148V47L146 48V50H147ZM223 49H224V47H223ZM216 50H217V49H216ZM219 50H221V48L218 47L217 52H218ZM235 50H236V49H235ZM26 51H27V50H26ZM139 51H140V50H139ZM148 51H149V49H148ZM227 51H228V50H227ZM75 52H77V51H75ZM79 52H80V51H79ZM152 52H153V51H152ZM27 53H28V51H27ZM148 53H149V52H148ZM169 53H170V52H169ZM75 54H76V53H75ZM77 54H78V53H77ZM79 54H80V53H79ZM70 55H71V54H70ZM70 55H68V56H70ZM147 55H148V54H147ZM152 55H153V54H151V57H152ZM163 55H164V54H163ZM149 56H150V55H149ZM154 56H156V55H154ZM161 56H162V55H161ZM76 57H77V56H76ZM76 57H75V58H76ZM136 57H137V56H136ZM224 57H225V56H224ZM3 58H4V57H3ZM30 58H31V57H30ZM30 58H29V59H30ZM147 58H148V57H147ZM156 58H157V57H156ZM4 59H5V58H4ZM19 59H20V58H19ZM21 59H22V58H21ZM26 59H27V58H26ZM36 59H37V58H36ZM79 59H80V58H79ZM222 59H223V58H222ZM222 59H221V60H222ZM2 60H3V59H2ZM16 60H17V59H16ZM34 60H35V59H34ZM67 60H68V59H67ZM70 60H71V59H70ZM90 60H91V59H90ZM141 60H142V59H141ZM146 60H147V59H146ZM221 60H220V61H221ZM21 61H22V60H21ZM170 61H171V60H170ZM25 62H26V61H25ZM45 62H46V60H45ZM74 62H75V61H74ZM80 62H81V61H80ZM149 62H150V61H149ZM157 62H158V61H157ZM1 63H2V61H1ZM1 63H0V64H1ZM32 63H33V62H32ZM35 63H36V62H35ZM88 63H89V62H88ZM133 63H134V62H133ZM133 63H132V64H133ZM2 64H3V63H2ZM2 64H1V65H2ZM27 64H29V63H27ZM36 64H37V63H36ZM36 64H35L34 66H36ZM38 64H39V63H38ZM52 64H53V63H52ZM165 64H166V63H165ZM172 64H173V63H172ZM172 64H171V65L168 64L169 66L166 65V67H165V69H164L165 71L163 70V74H161V77H160L159 80H158V84H159V86H160V87H159L160 89H161V86H164V85L167 84V83H168L167 85L170 87L174 82H177L178 79H179V82H180L181 78L186 77V76L181 77V78L179 77V78L177 79V76H179L180 74H179V75H176V74H174V73L172 72V70H174V69L172 68ZM12 65H13V64H11V66H12ZM41 65H42V64H40V66H41ZM53 65H54V64H53ZM55 65H56V63H55ZM81 65H82V64H81ZM90 65H91V64H90ZM163 65H164V64H163ZM7 66H8V65H7ZM21 66H22V65H21ZM34 66H33V67H34ZM48 66H49V65H48ZM146 66H147V65H146ZM164 66H165V65H164ZM173 66H174V65H173ZM9 67H10V66H9ZM13 67H14V66H13ZM13 67H12V68H13ZM33 67H32V69H33ZM45 67H47V66L45 65ZM93 67H94V66H93ZM162 67H163V66H162ZM169 67H170V68H169ZM1 68H3V67H1ZM12 68H11V69H12ZM36 68H37V67H36ZM36 68H35V69H36ZM47 68H48V67H47ZM160 68H161V67H160ZM166 68H167V69H166ZM19 69H20V67H19ZM39 69H40V68H39ZM45 69H46V68H45ZM150 69H151V68H150ZM30 70H31V69H29V71H30ZM40 70H41V69H40ZM182 70H183V69H182ZM32 71H33V70H32ZM166 71H167V72H166ZM5 72H6V71H5ZM15 72H16V71H15ZM43 72H44V71H43ZM99 72H100V71H99ZM149 72H150V71H149ZM161 72H162V71H161ZM169 72H171L170 75H167V74H169ZM174 72H175V71H174ZM180 72H181V71H180ZM2 73H3V72H2ZM30 73H31V71H30ZM32 73H33V72H32ZM34 73H35V72H34ZM37 73H38V72H37ZM37 73H36V74H37ZM39 73H40V72H39ZM95 73H96V72H95ZM175 73H177V72H175ZM184 73H185V72H184ZM3 74H4V73H3ZM27 74H28V71H27ZM130 74H132V73H130ZM159 74H160V73H159ZM177 74H178V73H177ZM15 75H16V74H15ZM17 75H18V74H17ZM17 75H16V76H17ZM39 75H40V74H39ZM147 75H150V74H147ZM156 75H157V74H156ZM156 75H155V76H156ZM166 75H167V76H166ZM0 76H1V75H0ZM11 76H12V75H11ZM131 76H132V75H131ZM137 76H138V75H137ZM158 76H159V75H158ZM158 76H157V77H158ZM188 76H189V75H187V77H188ZM190 76H191V74H190ZM190 76H189V77H190ZM201 76H202V75H201ZM9 77H10V76H9ZM187 77L184 78V79H187ZM192 77H193V76H192ZM95 78H96V77H95ZM103 78H104V77H103ZM112 78H113V77H112ZM152 78H153V76H152ZM152 78H151V79H152ZM155 78H156V77H155ZM190 78H191V77H190ZM190 78H189L188 80L191 81V83H193V82H194V83H197V81L195 82V80H194V78H196V77L192 78L194 81H193V80H190ZM202 78H203V77H202ZM5 79H6V78H5ZM10 79H11V78H10ZM19 79H20V77H19ZM115 79H116V78H115ZM131 79H132V78H131ZM141 79H142V78H141ZM146 79H148V78H146ZM149 79H150V78H149ZM200 79H201V78H200ZM219 79H220V80H219ZM226 79H228V78H226ZM2 80H3V78H2ZM8 80H9V79H8ZM8 80H7V81H8ZM109 80H110V79H109ZM112 80H113V79H112ZM125 80H126V79H125ZM128 80H129V79H128ZM132 80L135 82L134 79H132ZM132 80H131V81H132ZM139 80H140V79H139ZM188 80H183V79H182L183 82H184V81H185V82L187 81V84L189 85ZM205 80H206V79H205ZM216 80H217V79H216ZM221 80H222V78H219V77H218V81H221ZM236 80H237V79H236ZM244 80H246V79H244ZM244 80H243V81H244ZM249 80H250V79H249ZM7 81H5V82H7ZM99 81H100V80H99ZM104 81H105V79H104ZM118 81H119V80H118ZM136 81H137V80H136ZM141 81H142V80H141ZM192 81H193V82H192ZM200 81H201V80H200ZM229 81H230V80H229ZM231 81H232V80H231ZM231 81H230V82H231ZM243 81H242V83H243ZM247 81H248V79H247ZM253 81H254V80H253ZM260 81H261V80H260ZM2 82H4V81H2ZM11 82H12V81H11ZM113 82H114V80H113ZM120 82H121V81H120ZM129 82H130V81H129ZM179 82H177V83H179ZM215 82H216V81H215ZM225 82H226V81H225ZM238 82H241V80L238 81ZM245 82H246V81H245ZM248 82H249V81H248ZM248 82H247V83H248ZM18 83H19V81H18ZM104 83H106V81H105ZM104 83H103V84H104ZM117 83H118V82H117ZM132 83H133V82H132ZM154 83L156 84V81H155ZM191 83H190L189 88L192 87V86H191ZM194 83H193V84H194ZM201 83H202V82H201ZM210 83H211V82H210ZM219 83H220V82H219ZM222 83H223V81H221L220 84L223 85ZM242 83H241V84H242ZM15 84H16V83H15ZM109 84H110V83H109ZM111 84H112V83H111ZM114 84H115V83H114ZM138 84H141V82H139ZM147 84H148V83H147ZM193 84H192V85H193ZM208 84H209V83H208ZM226 84H227V82H226ZM243 84H244V83H243ZM0 85H2V84L0 83ZM99 85L102 86L100 83H99ZM134 85H135V83H134ZM156 85H157V84H156ZM197 85H198V84H197ZM202 85H203V84H202ZM221 85H220V87H222ZM231 85H233V84H231ZM234 85H235V84H234ZM6 86H9V87H10V84H9V85H6ZM14 86H16V85H14ZM107 86H108V85H107ZM110 86H113V85H110ZM131 86H132V85H131ZM149 86H150V85H149ZM157 86H158V85H157ZM157 86H156V87H157ZM165 86H166V85H165ZM176 86H177V85H175V87H172V86L170 87V88H175V89L173 90V92L175 91V92L177 93L178 90H180V91L182 90V89H177ZM218 86H219V85H218ZM229 86H230V85H229ZM243 86H244V85H243ZM132 87H133V86H132ZM141 87H142V86H141ZM194 87H195V86H194ZM198 87H199V89H200V86H199V85H198ZM203 87H204V85H203ZM206 87H207V85H206ZM206 87H205V88H206ZM233 87H234V86H233ZM1 88H2V87H1ZM16 88H17V87H16ZM97 88H98V87H97ZM107 88H108V87H107ZM147 88H148V87H147ZM157 88H158V87H157ZM181 88H183V87H181ZM213 88H214V87H213ZM104 89H105V88H104ZM108 89H109V88H108ZM131 89H133V88H131ZM131 89H129V90H131ZM176 89H177V90H176ZM207 89H208L209 91H211V87H210V88L207 87ZM207 89H206V90H207ZM220 89H221V88H220ZM239 89H241V88L239 87ZM3 90H4V89H3ZM15 90H16V89H15ZM129 90H128V91H129ZM158 90H159V89H158ZM196 90H197V88H195V92H196ZM202 90H203V89H202ZM204 90H205V89H204ZM243 90H244V88H242V91H243ZM7 91H8V90H5L6 93H9V92H7ZM11 91H14V90H11ZM102 91H103V90H102ZM106 91H107V89L105 90V93H106ZM128 91H127V92H128ZM197 91H198V90H197ZM209 91H208V92H209ZM229 91H230V90H229ZM237 91H238V90H237ZM242 91H241V92H242ZM245 91H246V88H245ZM245 91H244V92H245ZM261 91H262V90H261ZM1 92H2V90L0 89V94H1ZM130 92H131V91H130ZM130 92H128V93H130ZM137 92H138V91H137ZM173 92H171V93L174 94L175 92H174V93H173ZM182 92H184V90H183ZM203 92H205V91H203ZM211 92H213V90H212ZM227 92H228V91H227ZM239 92H240V91H239ZM241 92H240V93H241ZM12 93H13V92H12ZM95 93H96V92H95ZM101 93H102V92H101ZM101 93H99V94L101 95ZM117 93H118V92H117ZM117 93H116V94H117ZM122 93H123V92L121 91V92H120V95H121ZM128 93H127V94H128ZM131 93H132V92H131ZM135 93H136V92H135ZM142 93H143V92H142ZM145 93H146V92H145ZM159 93H161V92H159ZM163 93H164V92H163ZM163 93H161L162 96H163ZM179 93H180V92H179ZM179 93L175 94V96L178 95ZM185 93H186V92H185ZM190 93H191V91H190ZM192 93H193V92H192ZM206 93H207V92H206ZM216 93H217V92H216ZM229 93H231V92H229ZM9 94H11V93H9ZM13 94H14V93H13ZM99 94H98V95H99ZM102 94H104V93H102ZM112 94H113V93H111V95H112ZM148 94H149V93H148ZM148 94H147V95H148ZM164 94H165V93H164ZM168 94H169V92H168ZM180 94H181V93H180ZM236 94H237V93H236ZM236 94H235V95H236ZM106 95H108V94L106 93ZM114 95H115V94H114ZM117 95H118V94H117ZM122 95L124 96L125 94H122ZM130 95H131V94H129V96H130ZM135 95H136V94L133 93V97H134ZM186 95H187V94H186ZM188 95H189V94H188ZM207 95H209V94H207ZM207 95H206V96H207ZM231 95H233V94H231ZM240 95H241V94H240ZM38 96H39V95H38ZM108 96H109V95H108ZM136 96H137V95H136ZM160 96H161V95H159V94L157 95V97H160ZM173 96H174V95H173ZM175 96H174V97H175ZM178 96L183 97L182 95H178ZM206 96H204V97H206ZM211 96H215L216 99H218V100L220 99V98L217 97V95H211ZM39 97H40V96H39ZM120 97H122V96H120ZM176 97H177V96H176ZM181 97H179V98H181ZM188 97H189V96H187L186 98H188ZM198 97H200V96H198ZM231 97H233V96H231ZM235 97H236V96H235ZM99 98H101V97H99ZM110 98H111V97H109V99H110ZM118 98H119V97H118ZM142 98H143V96H142ZM196 98H197V97H196ZM201 98H202V97H201ZM209 98H210V97H209ZM229 98H230V95H229V97H226V99H229ZM236 98H237V97H236ZM4 99H5V98H4ZM4 99H3V100H4ZM96 99H97V98H96ZM115 99H116V98H115ZM115 99H114V100H115ZM127 99H128V98H127ZM140 99H141V98H140ZM140 99H139V100H140ZM143 99H144V98H143ZM147 99H148V98H147ZM159 99H161V97H160ZM159 99L157 98V101H155V102H156V103L158 102V103H159L158 105L160 106V104H163V103H161ZM174 99H175V98H174ZM174 99H173V100H174ZM182 99H183V98H181V100H182ZM199 99H200V98H199ZM203 99H204V98H203ZM205 99H206V98H205ZM205 99H204L203 102H206ZM221 99H223V98H221ZM224 99H225V97H224ZM233 99H234V98H233ZM104 100H105V98H104ZM112 100H113V99H112ZM114 100H113V101H114ZM129 100H130V99H129ZM135 100H136V99H135ZM150 100H151V99H150ZM162 100H163V98H162ZM165 100H166V99H165ZM176 100H178V98H177ZM179 100H180V99H179ZM181 100H180V101H181ZM184 100H185V96H184ZM208 100H209V99H208ZM208 100H207V101H208ZM210 100H211V98H210ZM210 100L207 102V104H209L210 102H214V99H213V101H210ZM229 100H232V99H229ZM229 100H228V101H229ZM239 100H240V99H239ZM5 101H6V100H5ZM100 101L103 102V99L101 98ZM133 101H134V100H133ZM167 101H168V100H167ZM186 101H187V100H186ZM186 101H185V103H187ZM199 101H200V100H199ZM221 101H222V100H221ZM221 101H219V104L222 103L224 100H223L222 102H221ZM226 101H227V100H226ZM233 101H234V100H233ZM135 102H136V101H135ZM163 102H165V101L163 100ZM177 102H178V101H177ZM182 102H183V101H182ZM215 102H216V100H215ZM215 102H214V103H215ZM231 102H232V101H230L229 103L231 104ZM240 102H241V101H240ZM242 102H243V101H242ZM112 103H113V102H112ZM136 103H137V102H136ZM141 103H144V102L141 101ZM145 103H147V102H145ZM156 103H155V105H156ZM179 103H180V102H179ZM185 103L183 102L184 105H185ZM214 103H212V104H214ZM224 103H225V102H223V104H222L221 106H220V105H219V106L222 107L223 105H226V104H224ZM243 103H244V102H243ZM0 104H1V103H0ZM4 104H5V103H4ZM114 104H115V103H114ZM116 104H117V103H116ZM132 104H133V102H132ZM132 104H131V105H132ZM134 104H135V103H134ZM137 104H138V103H137ZM147 104H148V103H147ZM169 104H170V103H169ZM175 104H176V103H175ZM180 104H182V103H180ZM204 104H205V103H204ZM204 104H203V105H204ZM210 104H211V103H210ZM217 104H218V103H217ZM239 104H240V103H239ZM247 104H248V103H247ZM254 104H255V103H254ZM135 105H136V104H135ZM142 105H143V104H142ZM144 105H145V104H144ZM149 105H150V104H149ZM163 105H164V104H163ZM165 105H166V104H165ZM172 105H173V104H172ZM194 105H195V104H194ZM194 105H193V106H194ZM199 105H200V103H199ZM199 105H197V108H201V107H203V106L198 107ZM240 105H241V104H240ZM0 106H1V105H0ZM2 106H3V105H2ZM39 106H40V105H39ZM50 106H51V105H50ZM101 106H103L101 109H102V110H105L106 107H104L105 105H103V103H102ZM133 106H134V105H133ZM211 106H215V105H211ZM13 107H14V106H13ZM57 107H58V106H57ZM134 107H135V106H134ZM136 107H138V105H136ZM139 107H140V106H139ZM143 107H144V108H143ZM145 107H146V106H142L144 112H146V111H150V113H151V111H152L151 108H150V110H148V108H147V110H145ZM176 107H177V106H176ZM220 107H219V111L221 112V115H222V117H223V119L220 118V120H224V119H226L227 115H228V116H231V118H232V115H234L235 113L237 114V115L235 114V116H238L239 113H243V112H244V111H241V110H243V109H240V108H239V109H238L239 111L237 110L238 112L234 111L235 113L233 112L231 115H229L230 113L226 114L228 111H226L225 108H222V109H221ZM223 107H225V106H223ZM263 107H264V106H263ZM1 108H2V107H1ZM1 108H0V109H1ZM11 108H12V107H11ZM55 108H56V106H55ZM58 108H59V107H58ZM79 108H80V107H78V109H79ZM132 108H133V107H132ZM140 108H141V107H140ZM142 108H141V110H142ZM153 108H154V107H153ZM158 108H160V111H159V112L157 111ZM158 108L156 109V111H157L158 113H160L159 115L163 114V115L165 116V115L169 112V110H167V111H168V112H167L165 109H163L164 107H162V106H160V107H158ZM179 108H180V107H179ZM204 108H206V107H204ZM209 108H210V107H209ZM213 108H214V107H212V109H213ZM215 108H216V107H215ZM8 109H9V106H8ZM33 109H34V108H33ZM38 109L40 110V107H39ZM72 109H73V108H72ZM78 109L76 108V111H75V110H74V111L77 112ZM130 109H131V108H130ZM167 109H168V108H167ZM212 109H211V110H212ZM223 109H224V111H223ZM233 109H234V108H233ZM249 109H250V107H249L247 110H249ZM260 109H261V110H260ZM260 109L258 110L257 113L255 112V115L252 114L251 110L247 112V115H246V112L243 113V114L245 115V117H242V118H244V119L241 118L242 120L240 119L239 116H240V115L242 116L243 114H239V116H238L239 119H237V122H235V124H236V123H237V124H240V127H241L240 129H241V130H239V132L242 133V134H241L242 136L244 135V134H243L244 132H245V135L247 136V134H252L253 132H255V131H254L255 129H256V131H259V129L261 130L262 127H261V128L258 127V122H257V121H259V123H260L261 121H260L259 119L262 117V118H261V119H262V122H264V119H263V117H264V116H263V110H264V109H262V107H261ZM3 110H4V109H3ZM5 110H6V107H5ZM34 110H35V109H34ZM50 110H53V111H54L53 108H52V109H49V112H50ZM63 110H64V109H63ZM70 110H71V109H70ZM109 110H110V109H109ZM115 110H117V109L115 108ZM172 110H173V108L171 107V108H170V111H172ZM174 110H175V108H174ZM196 110H199V109H196ZM203 110H204V109H203ZM211 110H210V109H209V110H204V114H206V111H208V113H209ZM214 110H216V109H214ZM235 110H236V109H235ZM6 111H7V110H6ZM6 111H5V112H6ZM17 111H18V110H17ZM65 111H66V110H65ZM84 111H85V110H84ZM133 111L135 112L136 110H132V112H133ZM163 111H165V112H167V113L164 114ZM176 111H177V110H176ZM201 111H202V109H201ZM212 111H213V110H212ZM225 111H226V113H224ZM253 111H254V110H253ZM0 112H1V111H0ZM20 112H21V111H20ZM35 112H36V111H35ZM46 112H48V111H46ZM68 112H70V111L67 110V111L64 112V113H65V114H68ZM112 112H114V111L112 110ZM118 112H119V111H118ZM121 112H122V111H121ZM128 112H130V111H128V110L125 111V113H128ZM193 112H194V111H193ZM196 112H197V111H196ZM213 112H215V111H213ZM9 113H10V110H9ZM13 113H14V112H13ZM64 113H63V114H64ZM77 113H78V112H77ZM123 113H124V112H123ZM155 113H156V112H155ZM194 113H195V112H194ZM198 113H200V111H198ZM201 113H202V112H201ZM253 113H254V112H253ZM10 114H11V113H10ZM16 114H17V115H16L17 117H19V116L21 115V114L19 115V113H16ZM34 114H35V113H34ZM45 114H46V113H45ZM82 114H84V113H82ZM120 114H121V113H120ZM139 114H140V113H139ZM147 114H148L149 116H148ZM151 114H152V113H151ZM151 114H149V113L147 112L145 117H144V116H140V117H141L140 119H143L142 117H144V119L141 120V121H143L142 124H143V123L146 124L145 121H146V122H147V121H150L149 119H150ZM170 114H171V113H170ZM195 114H196V113H195ZM202 114H203V113H202ZM225 114H226V115H225ZM1 115H2V114H1ZM1 115H0V116H1ZM14 115H15V113H14ZM24 115H25V114H24ZM28 115H29V114H28ZM75 115H76V114H75ZM85 115H86V114H85ZM88 115H89V114H88ZM116 115H117V114H116ZM123 115H124V114H123ZM141 115H142V113H141ZM157 115H158V114H157ZM206 115H207V118H208L209 115H208V114H206ZM211 115H213V114H211ZM221 115H220V117H221ZM244 115H243V116H244ZM9 116H10V115H9ZM16 116H15V119L17 118ZM26 116H27V115H26ZM26 116H25V118H27ZM44 116H47V115H44ZM56 116H58V115H56ZM62 116H63V115H62ZM78 116H79V114H78ZM78 116H77V117H78ZM147 116L149 117V119L146 118ZM164 116H163V117H164ZM178 116H179V115H178ZM203 116H205V115H203ZM224 116H225V118H224ZM28 117H29V116H28ZM33 117H34V116H33ZM33 117H32V118H33ZM121 117H122V116H121ZM132 117L134 118V115H133ZM135 117H137V116L135 115ZM154 117H155V116H154ZM157 117H158V116H157ZM160 117L163 118L162 116H160ZM200 117H201V116H200ZM200 117H199V118H200ZM12 118H13V117H12ZM32 118H31V119H32ZM75 118H76V117H75ZM78 118H81V117H78ZM78 118H76V119H78ZM138 118H139V117H138ZM138 118H135L136 120L134 119L133 121H137ZM161 118H160V119H161ZM184 118H185V117H184ZM3 119H4V118H3ZM10 119H11V118H10ZM15 119H12V121H14ZM19 119H20V118H19ZM22 119H23V118H22ZM29 119H30V118H29ZM36 119H37V118H36ZM36 119L32 120L33 122H32V121H31V122L29 121V123H28V121L26 122V120H28V119H26V120H25V123H24L23 121H22L23 123L21 122L22 124L19 122V120H15V121H17L19 124H21L22 126H15V125H17V124H15V125H13V126H14V129H15V127H19V128H17V131H18V129H22V131H21V133H22V132L24 131L23 128H24L25 130L27 129L26 126H27L28 124H31L32 129H34L33 125H35V123H37V122H38V125H37L36 127L39 128V127L41 126V123H40L38 120L36 121ZM38 119H39V118H38ZM158 119H159V118H158ZM210 119H211V118H210ZM235 119H236V118H235ZM74 120H75V119H74ZM81 120H82V119H81ZM81 120H80V121H79V120H76L77 122H74V123H76V125L73 126V127H75V128L78 129V127H79L78 125H80V124H77V123H78V122H81ZM144 120H145V121H144ZM151 120H152V119H151ZM174 120H175V119H174ZM211 120H212V119H211ZM229 120H231L230 117H229ZM229 120H228V123H229V124H228V123H227L228 125L226 124L227 127H224V126H223L224 128H222L221 125H219L220 123H222V121H221L220 123H217L216 125H215V124L208 125V122H207L206 126H208V127L211 126L209 129H210L212 132H214L215 136H217L218 138H219V134H220V133H224V134L226 133V135H227L226 137H227V138L225 139V143H226V140H228V141L231 142V143H230V142H227V144H230L229 146H231V144H232V146L235 145V147H236V146H238V142H237V140H238V136L235 137L234 135H237V134H235V132H234V134H233V133L230 131V130L232 129L233 126H234L233 129L235 128V125H233L234 123H233V124L231 123L233 120H231L230 122H229ZM238 120H239V121H238ZM254 120L256 121L255 123H254ZM10 121H11V120H9L8 122H10ZM20 121H21V120H20ZM141 121H140V122H141ZM180 121H181V120H180ZM180 121H179V122H180ZM224 121H225V120H224ZM246 121H247V123H246ZM82 122H83V121H82ZM87 122H88V120H87ZM138 122H139V121H138ZM138 122H136V123H138ZM150 122H151V121H150ZM174 122H175V121H174ZM212 122H214V121H212ZM238 122H239V123H238ZM244 122H245L247 125L244 124ZM252 122H253V123H252ZM12 123H14V122H12ZM27 123H28V124H27ZM39 123H40V125H39ZM44 123H45V122H44ZM131 123H132V121H131ZM19 124H18V125H19ZM23 124H24V126H23ZM26 124H27V125H26ZM142 124H140V125H142ZM147 124H148V123H147ZM209 124H210V123H209ZM5 125H10V124H6V123H5ZM11 125H12V124H11ZM45 125H46V124H45ZM61 125H62V128H61V127H59V128H61L62 131H65V128H64V127H65V126H64L65 124H61ZM71 125H72V124H71ZM82 125H83V124H82ZM82 125H81V126H82ZM137 125H138V124H137ZM137 125H136V127H137ZM214 125H215V126H214ZM226 125H225V126H226ZM243 125H244V126H243ZM245 125H246V126H245ZM256 125H257V126H256ZM259 125H260V124H259ZM38 126H39V127H38ZM46 126H47V125H46ZM76 126H77V127H76ZM81 126H80L79 129L82 130L83 132H86L84 129L81 128ZM101 126H102V125H101ZM142 126H143V125H142ZM204 126H205V124H204ZM206 126H205V127H206ZM262 126H263V125H262ZM2 127H4V126H2ZM5 127H6V126H5ZM10 127H12V126H9V127H8L9 129H8V130H10ZM20 127H21V128H20ZM25 127H26V128H25ZM29 127H30V125H29ZM36 127H35V128H36ZM67 127H68V126H67ZM67 127H66V128H67ZM70 127H71V126H70ZM82 127H83V126H82ZM129 127H130V126H129ZM138 127H139V126H138ZM140 127H141V126H140ZM140 127H139V128H140ZM170 127H171V125H170ZM257 127H258V129H257ZM6 128H7V127H6ZM12 128H13V127H12ZM12 128H11V129H12ZM63 128H64V130H63ZM107 128H108V127H107ZM130 128H132V127H130ZM130 128H129V129H130ZM176 128H177V127H176ZM176 128H175V129H176ZM186 128H187V127H186ZM3 129H4V128H3ZM32 129L30 128L29 130L31 131ZM40 129H41L42 131H41ZM136 129H137V128H136ZM141 129H142V128H141ZM173 129H174V128H173ZM175 129H174V130H175ZM233 129H232V130H233ZM1 130H2V129H1ZM6 130H7V129H6ZM34 130H36V129H34ZM37 130H39V131H41V132H44L46 129L44 130V129L41 127V128H39V129H37ZM43 130H44V131H43ZM47 130H49V129H47ZM51 130H52V129H51ZM53 130H54V129H53ZM55 130H56V131H54V132H57V129H55ZM80 130H79V131H80ZM125 130H126V129H125ZM127 130H128V129H127ZM131 130H132V129H131ZM137 130H138V129H137ZM137 130H136V131H137ZM185 130H186V129H185ZM4 131H5V129H4ZM4 131H3V132H4ZM12 131H13V130H12ZM19 131H20V130H19ZM30 131H29V132H30ZM62 131H61V132H62ZM74 131H75V130H74ZM76 131H77V132H76ZM76 131H75V133H78V134H76L77 136L75 135V137L77 138V141H78L77 143L75 142V143H76V147H73V146H75L73 142H69L70 139L66 140V141L69 142V143L66 142L67 144L65 143V141L59 142L60 139H59L58 141H55V140H54L55 142L59 143V144L56 145V147L59 146L57 151L60 153L61 156H64V155H62V154L64 153V151H66V149H67V151H68L69 149L72 150V148H73V149H74V148H75V149L77 148L76 150L81 151V150H80L81 147L84 146L83 144H81V143H83V141H84V140H83L84 137H88V136H89V137H88V140H89V138L92 137V135H93V131H92V133H91V131L89 132L88 129H87V132H86L87 134L85 133L86 136L83 134L84 137L82 136V134L79 133L78 130H76ZM94 131H95V130H94ZM102 131H103V130H102ZM138 131H139V130H138ZM175 131H176V130H175ZM200 131H201V130H200ZM234 131H235V129H234ZM262 131H263V130H261V131H259V132L262 133ZM3 132H2V133H3ZM6 132H7V131H6ZM8 132H9V131H8ZM15 132H16V131H15ZM25 132H28V131L26 130ZM29 132H28V133H29ZM50 132H52V131H49V133H50ZM69 132H70V131H69ZM141 132H142V131H141ZM9 133H10V132H9ZM9 133H8V134H9ZM12 133H14V131H13ZM18 133H19V132H18ZM21 133H19V135H17V136H18V137H16V138H18L17 140L21 139V138H19ZM23 133H24V132H23ZM33 133L35 134L36 132H33ZM38 133H40V132H38ZM90 133H91V134H90ZM127 133H128V131H127ZM131 133H132V132H131ZM138 133H140V132H138ZM231 133L233 134V136H232ZM240 133H238V135H240ZM246 133H247V134H246ZM36 134H37V133H36ZM43 134H44V136L42 135V133L40 134L41 136H40V135H39V136H36V137H42V138H41L42 141H41L40 138H37V139H39V140H36V141H38V142H39V141L44 142V143H41V142H40L41 145H39L40 143H38L39 146L37 145L36 142H35V143L33 142V141H35V140H32L33 143H31V144H30V141L25 140L26 142H28V143H25V141L23 140L24 138H22V140L24 141V143H23L22 140H20V141H22L21 143H23V145H22L21 143H18V144L15 143V142H16V139H15V141L12 140L13 143H15V146L11 143L12 145L9 144L7 149H2L1 145H3V144H2V143L0 144V149H2L3 151L5 150L4 152L1 151V154H0V155H2V156L0 157V171L2 172V173L0 172V176L3 174V175H2L3 177L1 176L2 178H1V177H0V178H1V179L5 178V179H4V180H6L5 183H6V182L9 183V184L6 183V186L3 187L2 185H5V184L3 183L4 180H3V181L1 180L2 182H0L1 190L5 189V190H3V192L0 190V193H1V192L3 193L2 195L0 194V229L2 230V231H0V234H1V232H2V234L4 235V236H3V235H0V237L2 236V237H1L2 240H1V239H0V240H1V241H7V244H5V247H7L12 241H13L14 245L21 244L22 242L25 243L26 238H24V241H23V236L25 237L26 235H22V232H25V233H26V231H29L30 234H31V232H33V231H34V232H39L41 226H38V224H41V225L43 224L42 226H46V225H45L46 223L48 224L49 222L51 223V221H53V222H54V221H57L56 218H60V216H63V217H64L65 214H66L65 216H66L67 219H68V217H70V216H72V217L75 216V215L78 216V215L80 214V213H78L80 210H82V211H80V212H81V213L83 212L82 214L84 215L85 210H88V211H89V210H90L89 208L92 207V209H93V206H97L98 204H99L100 206H102V205H101V204H102L101 201H102V200H106V199H101V201H100V200L97 198V199H95V200H98L97 203L93 201L94 204H93V203H92L93 205L90 204L91 207L89 206V204H87V205H88V206H87L88 208H87V207H84V206H82V205L79 204L81 207H84V208L82 209V208L79 206L81 209L78 210L79 208L77 209V207L75 208V207H73V205H72V203H75L74 201H76V200H75L76 197H75L74 199H69V198H72V197L75 196V195H74V192H76V191L71 190V189L68 190V188L66 187L67 185H62V184H61V185H62V187H63L64 189H63V188H60L61 186H59V183H57V182L55 181V182L57 183V185H56V187H54V186L52 187V188L55 189L54 193L56 192V193H58L59 195H61V194L64 192L65 187H66V188H67V191H66L67 193L65 192V193H66L65 196H68V195H69V196H68L69 198L64 197V199H63L62 197H60V198H59L60 201H58V202H61V201H63V200H66V201L64 202V204H65V205H66V204H69V205H67V206H66L67 208H65V209H68L69 207L71 208V206H72V207H73V208H72L73 212H74V209H75L76 211L78 210V212H74V213H75V214H74V213L71 211V212L69 213L70 208H69L68 210H65L64 208H61V211H62V212H61V211H60V208H59L58 206H57V207H58L59 210L56 209L57 207H56L55 205H56L58 202H55L56 200H54V201L51 200V199H52L51 196L53 195V194H52V195H50V198H51V199H49V198H48V199H49L50 201H52V203L54 202L53 205H54L56 208H55V207H52L53 205H50V206H51L53 209L55 208V209L58 210V211H54L55 209L52 210V208H49L50 211L52 210V211L49 213V210H48V208L46 207V204L48 205V204H50L51 202H49V201L46 202V200H45L46 198L44 197L45 193H44V195H40V193H39L40 196H36V194H37V189H38L37 187H36V188H37L36 190H31V189L29 190V189H28L29 187H31L30 185L32 184V181H31L30 185H28V184H29V181H30L29 179H31L32 177H34L35 174H34L32 177H28V178H29V179H28L29 181H28V183H27L28 188L25 187V188H27V189H26L27 191L25 190L26 192H25L24 190H23V191H20L21 188H19L20 190L17 188V185H18L19 183L17 184L16 182H19V181H21V180H22L21 183L23 182V184H24V185H23V184H22V185L25 186V184H26V179L23 180V179L21 178V177L23 176L22 174L24 173V172H22V170L25 171V168H26V167L28 168L29 165H28V166H24V168H23V166H22V167L20 166V165H21V164H20L21 162H26V161H25V160H26V159H25V158H26L25 156H26L27 154L25 155L24 153L27 152V151H23V150H21V151L24 152V153H23V152H22V153L24 154V157H25V158L22 157L21 159H23V161L21 160L20 163L17 162L18 165H17V163H15V159L17 160V157L20 158V157L17 155V154H19V153H18V150L16 151L15 148L19 147L20 145H22V147H23V146H26V147L28 146V147H30V149L33 148V149H31L30 151L33 152V153H35V155L40 154V153L42 154L43 152H39V151H40L39 149H37L36 147H31V146H34V145H32V144H36L37 147L40 148V149H41V146L44 147V148H42L41 150L45 149V147H50V146H52L53 143L50 142V141H46V140H45V141H46V142H50V144L47 143L48 145H45V141H44V139L46 138L47 135H45V133H43ZM47 134H48V133H47ZM55 134H56V133H55ZM55 134H54V135H55ZM57 134H58V132H57ZM57 134H56V135H57ZM62 134H65V132L62 133ZM62 134L59 133L60 136H61ZM72 134H73V133H72ZM180 134H181V132H180ZM257 134H258V133H257ZM65 135H66V134H65ZM79 135H80L81 137H78ZM87 135H88V136H87ZM129 135H130V134H129ZM166 135H167V134H166ZM245 135H244L243 137H245ZM263 135H264V134H263ZM0 136H1V135H0ZM14 136H15V135H14ZM14 136L12 135L13 138H15ZM24 136H25V135H24ZM27 136H28V134H27ZM49 136H51V135H49ZM49 136H48V137H49ZM52 136H53V135H52ZM60 136H59V137H60ZM62 136H63V135H62ZM158 136H160V135H158ZM212 136H214V135H212ZM215 136H214V137H215ZM242 136H241V137H242ZM248 136H250V135H248ZM255 136H256V135H255ZM255 136H254V137H255ZM257 136H258V135H257ZM259 136H260V135H259ZM9 137H10V136H9ZM21 137H23V135H21ZM43 137H44V139H43ZM54 137H55V136H54ZM54 137H53V139H54ZM56 137H57V136H56ZM75 137H74V138H75ZM130 137H131V136H130ZM187 137H188V136H187ZM214 137H213V138H214ZM239 137H240V136H239ZM3 138H4V137H3ZM28 138H29V140H31V139H30L31 137H28ZM76 138H75V140H76ZM81 138H82V139H81ZM161 138H163V137H161ZM161 138H160V139H161ZM179 138H181V137H179ZM204 138H205V137H204ZM207 138H208V137H207ZM215 138H216V137H215ZM255 138H256V137H255ZM257 138H259V137H257ZM10 139H11V138H10ZM25 139H27V138H25ZM35 139H36V138H35ZM55 139H58V137L55 138ZM90 139H91V138H90ZM92 139L95 140L94 137H92ZM112 139H113V138H112ZM160 139H158V140H160ZM192 139H193V138H192ZM195 139H196V138H195ZM205 139H206V138H205ZM216 139H217V138H216ZM216 139H215V140H216ZM47 140H49V139L47 138ZM88 140L85 138V143L88 142ZM203 140H204V139H203ZM207 140H208V139H207ZM209 140H210V138H209ZM211 140H212V139H211ZM232 140H235V142L232 141ZM245 140H246V139H245ZM255 140H256V139H255ZM257 140H258V139H257ZM6 141H7V140H6ZM60 141H61V140H60ZM151 141H153V140H151ZM222 141H223V140H222ZM246 141H247V140H246ZM17 142H19V141H17ZM91 142H92V141H91ZM91 142H90V143H91ZM108 142H109V141H108ZM120 142H121V140H120ZM158 142H161V140H160V141H156L157 145L155 144L154 146H156L157 148H160V147H161L160 145L163 144L164 141H163V139H162V142H163V143L161 142L160 144H158ZM213 142H214V141H213ZM233 142H234L235 144H234ZM261 142H263V141H261ZM261 142H260V144H261ZM51 143H52V144H51ZM63 143H64V144H63ZM79 143H80L81 147H80ZM90 143H89V144H90ZM130 143H131V142H130ZM215 143H216V142H215ZM239 143H244V144H245L246 142H242V141L240 142V139H239ZM248 143H249V142L247 141L246 145H247ZM5 144H8V143L6 142ZM5 144H4V146H3L4 148L7 147V146H5ZM28 144H30L31 146L28 145ZM42 144H43V145H42ZM55 144H56V143H55ZM68 144H69V145H68ZM86 144H88V143H86ZM128 144H129V143H128ZM128 144H127V145H128ZM172 144H173V145L169 144V145L171 146V147H170V146H168L166 143H164V144L162 145L163 147L160 148L159 151H158V149H157V151H158V152L156 151V152H157V157H158L157 159H160V160H163V159H164L163 157H164V155L166 154L165 152L163 153V151H165V149H163L164 147H168V148H169V151H171V150L173 151L174 149L180 147L179 150H174V151H173V154H175L177 151H178V152L181 151V149L183 148V147L181 148V144H182L181 142H178V141H177V143H172ZM176 144H177V145H176ZM253 144H254V143H253ZM10 145H11V146H10ZM36 145H35V146H36ZM71 145H72V146H71ZM77 145H78V146H77ZM93 145H94V144H93ZM127 145H125V146H127ZM158 145H159V146H158ZM164 145H165V146H164ZM242 145H243V144H242ZM249 145H250V144H249ZM262 145H263V144H261V146H262ZM13 146H14L15 148H14ZM128 146H129V145H128ZM176 146H177V147H176ZM204 146H205V145H204ZM204 146H202V147H204ZM217 146H218V145H217ZM219 146H220V145H219ZM229 146L227 145V146L225 147V145H224V148H226L225 150H227V148H229ZM240 146H241V144H240ZM244 146H245V145H244ZM256 146H259V144L257 143ZM22 147L20 146V148H22ZM70 147H72V148H70ZM130 147H131V146H130ZM220 147H221V146H220ZM222 147H223V146H222ZM233 147H234V146H233ZM246 147H247V146H246ZM9 148H11V149H9ZM34 148H36V149H34ZM59 148H60V149H59ZM79 148H80V149H79ZM83 148H84V147H83ZM85 148H86V146H85ZM98 148H99V147H98ZM216 148H217V147H216ZM253 148H254V147H253ZM263 148H264V147H263ZM8 149H9V150H8ZM23 149H24V148H23ZM52 149H53V148H52ZM75 149H74V150H75ZM132 149H133V147H132ZM170 149H171V150H170ZM212 149H213V148H212ZM221 149H222V148H221ZM231 149H232V148H231ZM233 149H234V148H233ZM254 149H255V148H254ZM6 150H7V151H6ZM37 150H39V151H37ZM53 150H54V149H53ZM53 150H52V151H53ZM60 150H61V151L63 150V151L61 152ZM71 150L68 151L69 154H68V152L66 151V152H67V155H70V154L72 153V151H73L72 154H74V157H75L74 150H72V151H71ZM89 150H91V149H89ZM128 150H130V149H128ZM217 150H218V151L220 150L219 147H218ZM225 150H224V151H225ZM21 151H20V152H21ZM35 151H37L38 153L35 152ZM48 151H49V150H48ZM137 151H138V149L136 150V153H135V156H136V157H135V158H136L137 160H138V159L140 160V159H142V154H143V153L141 152L142 150H141V151L139 150L140 152H137ZM150 151H151V150H150ZM150 151H147V150H146V151H144V152H147V156H148V154H149V157H150V153H148V152H150ZM203 151H204V150H203ZM221 151H222V150H221ZM254 151H255V150H254ZM260 151H261V149H260ZM6 152H7V153H6ZM11 152H14V154H13V155H10ZM16 152H17V153H16ZM31 152H30V153H31ZM54 152H56V151H54ZM70 152H71V153H70ZM82 152H83V151H82ZM154 152H155V151H154ZM178 152H177V154L180 155ZM227 152H228V150H227ZM248 152H249V151H248ZM258 152H259V151H258ZM258 152H256V153H258ZM4 153H5L6 155L9 154V153H10V154L7 155V156H5ZM28 153H29V151H28ZM33 153H32V154H33ZM79 153H80V152H79ZM86 153H87V152H86ZM151 153H152V152H151ZM161 153H163L164 155L162 156ZM194 153H195V152H194ZM219 153H221V152L219 151ZM219 153L217 152V155H218ZM222 153H223V152H222ZM222 153H221V154H222ZM250 153H251V152H250ZM3 154H4V155H3ZM41 154H40V155H41ZM52 154H53V152H52ZM65 154H66V153H65ZM145 154H146V153H145ZM154 154L156 155V153H154ZM171 154H172V153H171ZM184 154H186V153H184ZM197 154H199V153H197ZM204 154H205V153L202 154L203 157L200 156L201 159H200V157H199V155H201V154H199L198 156L196 155V157H199V158H196V159H200L201 161H204L203 159L206 157V156L204 157ZM212 154H214V153H212ZM225 154L227 155L228 153H226V151H225L224 155H225ZM15 155H16V157H15ZM30 155H31V154H30ZM42 155H43V154H42ZM53 155H54V154H53ZM139 155H141L140 158H139ZM169 155H170V154H169ZM208 155H209V154H208ZM208 155H207V156H208ZM234 155H235V153H234ZM257 155H258V156L260 157V159L262 160V158H261V157H262V154H261V153H258ZM20 156H21V154H20ZM33 156H34V155H33ZM43 156H44V158H45V155H43ZM46 156H47V155H46ZM76 156H77V154H76ZM78 156H79V155H78ZM118 156H119V155H118ZM144 156H146V155H144ZM147 156H146L144 159H146ZM211 156H212V155H211ZM211 156H208V158H211ZM215 156H216V154H215ZM235 156H237V155H235ZM68 157H69V156H67V158H68ZM168 157H169V156H168ZM212 157H213V156H212ZM221 157H222V155H221ZM31 158H32V157H31ZM34 158H35V159H36V158L38 159L39 157L34 156ZM50 158H51V157H50ZM59 158H60V157L57 158L58 160H57L56 162H59ZM65 158H66V156H65ZM72 158H73V157H71V159H70V158H68V159H66V160L64 159V160H65V163H63V164H67V166H68V162H70V163L72 162L71 164H72L73 167H74V166H76V165H74L73 162L76 163V161H77V163H78V162H80L79 160L83 159V157H82V158H79V157H78V158H74L73 160H75V161H73ZM202 158H203V159H202ZM236 158L239 159V157H236ZM37 159L34 160V159L32 158L31 160H33V162L30 161V160L28 159V160H29L28 162H29V163L32 162V163L30 164V165L32 166V164H33L34 161H35L36 167H38V165H37V164H39L38 162H42V163H43L44 161H43V159H41L40 161L37 160ZM39 159H40V158H39ZM47 159H48V158H47ZM129 159H130V158H129ZM136 159H135V162L137 161ZM144 159H143V160H144ZM215 159H216V158L213 157L212 159H208V161H210V160L214 161V163H213V162H211V163H213L214 166L216 167V165L219 163V160H218V161H217V160L215 161ZM18 160L20 161V159H18ZM18 160H17V161H18ZM44 160H45V159H44ZM48 160H49V159H48ZM54 160H56V159H54ZM60 160H63V159H60ZM148 160H150V159H148ZM235 160H236V159H235ZM239 160H240V159H239ZM261 160H260V161H261ZM263 160H264V159H263ZM263 160H262V161H263ZM66 161H68V162H66ZM81 161L83 162L84 160H81ZM155 161H156V160H155ZM197 161H198V160H197ZM201 161H200V162H201ZM205 161H207V157H206ZM208 161H207V162H208ZM36 162H37V163H36ZM45 162L47 163V160H46ZM45 162H44L43 164L41 163L42 166L39 167V168H40V171H43V170L46 168V165L43 166L44 164H46ZM62 162H64V161H62ZM89 162H90V161H89ZM143 162H144V161H143ZM143 162H141V163H143ZM146 162H147V161H146ZM160 162H161V161H160ZM200 162H198V163H200ZM207 162H204V163L206 164ZM217 162H218V163H217ZM245 162H246V160H245ZM48 163H49V162H48ZM85 163H86V162L78 163V166L74 167V169L77 168V167L80 168L79 166H81V165H83V164H84V165H87V163H86V164H85ZM92 163H93V161H92ZM148 163H149V162H148ZM156 163H159V161L157 160ZM156 163L154 162L153 165L156 164ZM198 163H197V165L200 167L201 163H200V165H199ZM202 163H203V162H202ZM216 163H217V164H216ZM229 163H230V161H229ZM19 164H20V165H19ZM35 164H34V166H35ZM54 164H55V163H54ZM60 164H61V163H60ZM60 164H59V165H60ZM219 164H220V163H219ZM222 164H223V163H222ZM259 164H260V163H259ZM261 164H263V163H261ZM261 164H260V165H261ZM51 165H52V167H54L53 164H51ZM51 165H50V166H51ZM84 165H83V166H84ZM122 165H123V164H122ZM136 165H137V163H136ZM148 165H149V164H148ZM157 165H158V164H157ZM18 166H19V167H18ZM39 166H40V165H39ZM83 166H81V167H82V170H83ZM87 166H89V163H88ZM87 166H86V167H87ZM103 166H104V162H103ZM155 166H156V165H155ZM202 166H204V164L201 165V167H202ZM226 166H227V165H226ZM226 166H225V167H226ZM247 166H248V165H247ZM261 166H262V165H261ZM14 167H15V168H14ZM17 167L19 168L18 170H20V171L15 170ZM163 167H164V166H163ZM165 167H166V166H165ZM215 167H213V168H215ZM221 167H222V166H221ZM221 167L219 166V169H221ZM223 167H224V166H223ZM227 167H228V166H227ZM227 167H226V168H227ZM22 168H23V169H22ZM33 168H34V167H33ZM48 168H49V167H48ZM78 168H77V169H78ZM135 168H136V167H135ZM154 168H155V167H154ZM204 168H205V167H204ZM250 168H251V167H250ZM257 168H258V167H257ZM34 169H35V168H34ZM36 169H37V168H36ZM41 169H42V170H41ZM46 169H47V168H46ZM151 169H153L152 166H151ZM151 169H149L150 172L148 173V171H146V170H148V169L146 168L145 171H146L147 173H146V172L143 173L144 175H147V176H145V178H144V179H146V182H147V179H148L149 177H151V180H153L154 178H152V177H153L154 175L156 176V173H157V175H159V174H158V171L161 170V169H159V170H158V169H153L154 172H152ZM164 169H165V171H168V170H166L167 168H164ZM222 169H223V168H222ZM253 169H254V167H253ZM13 170H15V173L13 172ZM68 170H69V169H68ZM71 170H73V169H71ZM79 170H81V169H79ZM84 170H87V169L84 167ZM118 170H119V169H118ZM170 170H171V169H170ZM213 170H214V169H213ZM216 170H217V169H216ZM224 170H226V169H224ZM235 170H236V169H235ZM255 170H256V169H255ZM66 171H67V169H66ZM74 171H75V170H74ZM119 171H120V170H119ZM156 171H157V172H156ZM165 171H164V172H165ZM250 171H251V170H250ZM263 171H264V170H263ZM16 172H17V173H18V172H20V173L22 172V173H21L22 176H19V177H18V175H20V173H18V175H17ZM26 172H28V171H26ZM29 172H30V171H29ZM29 172H28V173H29ZM113 172H115V171H113ZM164 172H163V173H164ZM202 172H203V171H201L200 173H201L202 176H203V173H202ZM216 172H217V171H216ZM36 173H37V175H36L37 177H35V179H36L37 181H40V178L43 177L41 174H44V173H39V172H37V171H36ZM56 173H57V174H56L57 178H56V176H55V178L58 179L59 182H63V181H64V179H63L64 176H61V175H60L61 173H59V172H56ZM64 173H65V172H64ZM119 173H120V172H119ZM126 173H127V171H126ZM166 173H167V172H166ZM200 173H197L196 175H199V176H200ZM223 173H224V172H223ZM14 174H16V176L18 177V179H17V177H16ZM29 174H30V173H29ZM31 174H32V173H31ZM113 174H114V173H113ZM148 174H151V175H148ZM161 174H162V173H161ZM85 175H86V174H85ZM117 175H118V174H117ZM117 175H115V176H117ZM120 175H121V174H120ZM144 175H143V176H144ZM162 175H163V174H162ZM162 175H161V176H162ZM164 175H165V174H164ZM219 175H220V172H219ZM4 176H7V178L4 177ZM30 176H31V175H30ZM44 176H45V175H44ZM109 176H110V175H109ZM123 176H124V175H123ZM123 176H121V177H123ZM155 176H154V177H155ZM161 176L159 175L158 178H157V176H156L155 179H156L157 181H156V180H153V181L151 182V184H152V183H154V184L157 183V186H158L157 188H159V190H158V189H156L157 191L154 190V191H156V193L153 192V189L151 188V187H153L152 185H150L151 187H150V186H148V187L152 189V190H150V192H151V193L153 192L154 195H155V194H156V195L160 194V195H162L163 197H168V196H170L169 194H171L170 190L173 191V187H172V186H168V185H169L168 183H167V184H168V185H167L168 187H167V186L165 187L164 183H166V182H165L166 180H164V176H163V177H161ZM165 176H167V175H165ZM220 176H221V175H220ZM14 177H16V179H15ZM23 177H24V176H23ZM68 177H70V176H68ZM73 177H74V176H73ZM81 177H82V176H81ZM100 177H101V176H100ZM112 177H113V176H112ZM117 177H119L118 180H117L116 177H115L116 180L113 179L114 183L112 184V187H113V185H115L116 182L118 183V181H120V180L122 181V179H123V178L121 179L120 176H117ZM132 177H133V176H132ZM24 178H25V177H24ZM65 178H66L65 181H66V183H68V184H69V181L72 180V178H70V180H67V177H65ZM82 178H83V177H82ZM104 178H105V177H104ZM167 178H169V177L167 176ZM175 178H177V177H174V179H175ZM232 178H233V177H232ZM9 179H10V181H9ZM83 179H85V178H83ZM110 179H112V178H110ZM171 179H173V177H172V178L170 177V180H171ZM187 179H188V178H183L182 180L180 179V180H181V181L179 182L180 188L178 187L179 189H177L178 192H177V190L174 191V192L171 194L172 197H171V198H167V199H169L167 202L177 201L176 206H174L175 204H174L173 206H174L175 208H179V207H181V208H182V210H181L182 212H184V210H186V208H188V207L191 208V205H190L191 202H189V200L187 199V197H188V196H187V193L185 192V189H184V190L182 189V186H183V185H181L182 183H188L189 181H188ZM16 180H19V181H16ZM47 180L49 181V178H48ZM97 180H98V179H97ZM126 180H127V177H126ZM128 180H129V179H128ZM177 180H179V179H177ZM113 181H111V182H113ZM123 181H125V180H123ZM154 181H156V182H154ZM167 181H169V179H167ZM171 181H172V180H171ZM175 181H176V179H175ZM40 182H41V181H40ZM45 182H46V181H45ZM51 182H52V181H51ZM128 182H129V181H128ZM2 183H3V184H2ZM15 183H16L17 185H15ZM21 183H20V184H21ZM46 183H47V182H46ZM71 183H72V181H71ZM95 183H96V182H95ZM107 183H108V182H107ZM120 183H121V182H120ZM125 183H126V182H125ZM136 183H137V182H136ZM138 183H139V182H138ZM144 183H145V182L143 181V184H144ZM149 183H150V182H149ZM149 183H147V184H149ZM169 183H171V182H169ZM175 183H176V182H175ZM1 184H2V185H1ZM7 184H8V185H7ZM74 184H75V183H72V184H70V185L73 186ZM128 184H129V183H128ZM128 184H126V185L128 186V189H130ZM145 184H146V183H145ZM147 184L144 185V188L147 186ZM154 184H153V185H154ZM171 184H173V183H171ZM177 184H178V183H177ZM22 185H21V186H22ZM36 185H37V184H36ZM38 185H39V184H38ZM40 185H41V184H40ZM51 185H52V184H51ZM104 185H105V184H104ZM116 185H117V184H116ZM116 185H115V186H116ZM123 185H125V184H123ZM131 185H132V184H131ZM187 185H188V186H186V187H187L186 190L191 188V187H190V184H187ZM41 186H42V185H41ZM41 186H39V187H41ZM74 186H75V185H74ZM92 186H94V185H92ZM98 186H100V185H98ZM109 186H110V189H111V185H109ZM115 186H114V188H115ZM119 186H120V184H119ZM119 186H118V188H119ZM135 186H136V184H135ZM154 186H156V185H154ZM2 187H3V189H2ZM18 187H20V186L18 185ZM32 187H33V185H32ZM46 187H47V186H46ZM48 187H49V186H48ZM84 187H86V186H84ZM95 187H96V185H95ZM101 187H102V185H101ZM136 187H137V186H136ZM136 187H135V188L133 187L134 189L131 190V189H132V188H131L130 190H131V191H135L134 193H135V195H136V196H135L136 199L138 198V200H140L141 198L139 199V197L141 196V197L144 198V196H142L141 194H140V195L137 194V193H139V192L141 193L142 191L137 190ZM142 187H143V186H142ZM22 188H23V187H22ZM34 188H35V187H34ZM42 188H43V187H42ZM42 188H40V189H42ZM70 188H73V187H70ZM118 188H117V189H118ZM144 188H142V189L144 190ZM154 188H156V187H154ZM221 188H222V187H221ZM94 189H96V188H94ZM94 189H92V190H94ZM106 189H108V188H106ZM120 189H121V190L123 189V191H124L126 188H123V187H122V188H120ZM120 189H118L117 191L120 192ZM135 189H136V190H135ZM145 189H146V188H145ZM168 189H169V192H170L169 194H168ZM75 190H76V189H75ZM87 190H88V189H87ZM87 190H86L85 193H87ZM98 190H99V189H98ZM100 190H102V189L100 188ZM104 190H105V189H104ZM114 190H115V189H114ZM146 191H149V190H146ZM215 191H216V190H215ZM217 191H218V190H217ZM50 192H51V191H50ZM77 192H78V191H77ZM91 192H93V191H91V188H90L89 193H91ZM95 192H96V191H95ZM118 192H117V194H118ZM157 192H158V193H157ZM187 192H188V190H187ZM213 192H214V191H213ZM224 192H225V191H224ZM6 193H7L8 195H7ZM41 193H42V192H41ZM79 193H80V191H79ZM105 193H106V192H105ZM108 193H109L111 199L113 198L112 196L115 195V194H113V193H112L113 195L110 194V191H109ZM144 193H145V190H144ZM148 193H149V192H148ZM47 194H48V193H46V197H47ZM67 194H68V195H67ZM75 194H77V193H75ZM82 194H83V192H82ZM82 194H81V195H82ZM101 194H102V193H101ZM167 194H168V196H167ZM193 194H194V193H193ZM217 194H218V193H217ZM37 195H38V194H37ZM73 195H74V196H73ZM78 195H79V194H77V197H78ZM83 195H84V196L86 195V197L88 198V195H91V194H88V195H87V194H83ZM92 195H93V194H92ZM92 195H91V196H92ZM106 195H107V194H106ZM111 195H112V196H111ZM144 195H145V194H144ZM148 195H152V194H147V197H148V198L153 197V198H151L152 200L155 199V196H151V197H149ZM194 195H195V194H194ZM196 195H197V193H196ZM228 195H229V193H228ZM42 196H43V198H45L44 201H45L46 203H44V202H43V199L40 198V197H42ZM61 196H62V195H61ZM95 196H96V195H95ZM95 196H94V197H95ZM121 196H122V195H121ZM137 196H138V197H137ZM186 196H187V197H186ZM210 196H211V193H210L209 197H210ZM29 197H30V198H29ZM32 197H34V198H32ZM37 197H39V199H41V201H42L43 203H42L39 199L36 200L37 202H36V201L34 202V201L32 200V199H36ZM79 197H81V196L79 195ZM82 197H83V196H82ZM96 197H97V196H96ZM96 197H95V198H96ZM110 197L108 196V199H109ZM197 197H198V196H197ZM211 197H212V196H211ZM28 198L31 199V200H29ZM53 198H54V197H53ZM92 198H93V197H92ZM116 198H117V197H116ZM131 198H132V197H129V198H128V196H127L126 198H123V199H127L128 201H129V199H130V201H131ZM143 198L141 199L142 201H140V203L143 202V203L145 204V205L142 204L143 206H141V204H140V206L142 207V210L148 208V207H147V204H146L145 202H149V203H151L150 201H148V200H151V199H147V198L145 199V198H144L145 200H143ZM161 198H162V197H161ZM161 198L159 197V199H161ZM79 199H81V198H79ZM82 199H85L86 201H88V199H86V198H84V197H83ZM82 199H81V200H82ZM114 199H115V197H114ZM117 199H119V198H117ZM132 199H133V198H132ZM156 199H157V198H156ZM164 199H166V198H164ZM195 199H197V198L195 197ZM24 200H27V202L24 201ZM38 200H39V201H38ZM68 200H69V201H73V200H74V201L69 203V202H67ZM77 200H78V198H77ZM90 200H91V199H90ZM120 200H121V198L119 199V202H120ZM79 201H80V200H78L77 202H79ZM91 201H92V200H91ZM99 201H100V202H99ZM124 201H125V200H124ZM124 201H123V202H124ZM128 201H125V202H128ZM130 201H129V203L132 202L133 204H134V203H137V205L139 204L138 202L135 201V199L133 200V201H135V202H133V201L130 202ZM144 201H145V202H144ZM193 201H194V199H193ZM193 201H192V202H193ZM197 201L200 202L199 197H198V200H197ZM197 201H196V202H197ZM205 201H207V200H205ZM33 202L36 203V204H37L38 202H40V205H41V206L39 205V203L37 204V206H40L41 208L45 206V208H47V212H48V213H43V212H41V213H43L42 215L45 214V215H47V217H49V218H47V217H45V216H42L41 213L39 212V215H41V216H38V219H37V220H35V219L32 217V218H33V221L38 222L40 217H42V218L44 217L43 219L40 218L41 220L46 221L45 218H47L48 220H47L46 223H43V222H40V223H39V222H38V224H35V227H34L33 225H31V224L33 223V221L31 220L32 218H30L28 215H32L31 213H34V214L37 215V214H38L37 211H38V210H39V211H40V210L42 211V209H41V208H38V209H36V208L34 209V208H33V211H34V210H35V211H34V212H33V211H30V212H29V210H32ZM48 202H49V203H48ZM66 202H67V203H66ZM77 202H76V203H77ZM88 202H90V201H88ZM98 202H99V203H98ZM108 202H109V201L107 200V203H106V204H108ZM110 202L115 203V202H117V200H116L115 202H113V201H110ZM110 202H109V204H111V205L108 204L109 206H108V205H107V206H108V207L111 206L112 209H111V208H110V209H111V211H112V214L116 215V213H117L116 216H118L119 218L123 217L121 214H120V216H119V213H118V212H121V208H122V210H123L125 207L127 208V207H128V206H127V203H121V204H123L122 206H125L124 204H126V206H125V207L120 206V207H121V208H119L120 211H118V210H119V209H118L117 212H116V211H115V207H116V206H114V204H112V203H110ZM119 202H118V203H119ZM160 202H161V201H160ZM198 202H197V203H198ZM26 203H27V204H26ZM82 203H83V201H82ZM100 203H101V204H100ZM118 203H116L115 205H117ZM129 203H128V204H129ZM132 203H131V206H132ZM154 203H155V201H154ZM173 203H174V202H173ZM194 203H195V202H194ZM24 204H26V205H28V206H26V205H24ZM59 204H62V203H59ZM59 204H58V205H59ZM70 204H71V205H70ZM84 204H85V203H84ZM96 204H97V205H96ZM103 204H104V203H103ZM106 204H104L103 206L106 207V206H105ZM121 204H119V205H121ZM159 204H160V203H159ZM163 204H165V203H161V206H162V207H164ZM34 205H35V204H34ZM42 205H43V206H42ZM65 205H64V206H65ZM137 205H136V206H137ZM192 205H193V203H192ZM195 205H196V204H195ZM19 206H20V210H21L22 214H24V213L29 209V210L27 211V212H28V215H27V212H26V215H27V216L29 217V219L31 220V221H29V220L26 221V224H28V225L24 224V223H25V222H24L25 219L28 218V217H26L25 214H24V215L18 214V213H20V210L17 209V208H19ZM23 206H25L26 208L23 207ZM37 206H36V207H37ZM59 206H61V205H59ZM62 206H63V205H62ZM64 206H63V207H64ZM103 206H102V207H103ZM112 206H114V208H113ZM129 206H130V204H129ZM133 206H134V205H133ZM136 206H135V207H136ZM140 206L138 205L137 207H139V209H140V211H141ZM144 206H145V207H144ZM149 206H150V205H149ZM154 206H155V204H154ZM161 206H160V207H161ZM11 207H12V210H13L12 213H10L11 211L8 212V211L10 210ZM16 207H17V208H16ZM48 207H49V206H48ZM108 207H107V208H108ZM118 207H119V206H117V208H118ZM193 207H194V206H193ZM13 208H14V209H13ZM24 208H25V209H24ZM45 208H43V209L45 210ZM85 208H86V209H85ZM99 208H100V207H99ZM126 208H125V209H126ZM152 208H153V206H152L150 209L152 210ZM16 209L19 211L18 213L16 212V211H17ZM84 209H85V210H84ZM94 209H95V207H94ZM94 209H93V210H94ZM25 210H26V211H25ZM36 210H37V211H36ZM83 210H84V211H83ZM95 210H96V209H95ZM95 210H94V211H95ZM101 210H102V211H105V210H106V212L108 211V209H106V208H105V210H104L103 208H102ZM101 210H100V211H101ZM113 210H114L116 213H113ZM131 210H132V212H130ZM135 210H136V208H134V210H133V208H132V209L130 208V211H128V213H129V214L132 213L131 215H134V216L137 215L138 217H140V221H141V223L144 224L143 221H142V218H144V217L142 216L141 213H139V210H138V212H135ZM166 210H167V209H166ZM166 210H165V211H166ZM187 210H188V209H187ZM187 210H186V211H187ZM189 210H190V209H189ZM189 210H188V211H189ZM14 211H15L17 214H16ZM23 211H24V212H23ZM53 211H54V213H55L56 216H57V215L59 214V212H60L59 217H58V216L56 217V216L54 215ZM65 211H66V212L68 211V213H66ZM97 211H98V210H97ZM126 211H127V209H126ZM136 211H137V210H136ZM144 211H145V210H144ZM153 211H154V209H153ZM181 211H180V212H181ZM186 211H185V212H186ZM13 212H14V213H13ZM44 212H46V210H45ZM56 212H58V213H56ZM98 212H99V211H98ZM98 212H97V213H98ZM155 212H156V211H155ZM185 212H184V213H185ZM9 213H10V214H9ZM51 213H52V214H51ZM64 213H65V214H64ZM76 213H77V214H76ZM91 213H92V212H91ZM122 213H124V210L122 211ZM126 213H127V212H126ZM126 213H125V215L127 216L128 213H127V214H126ZM136 213H137V214H136ZM168 213H169V212H168ZM48 214H49L50 216H48ZM67 214H68V215H67ZM72 214H74V215H72ZM82 214H81V215H82ZM101 214H102V213H101ZM101 214H99V216H100ZM129 214H128V215H129ZM135 214H136V215H135ZM163 214H164V213H163ZM186 214H187V213H186ZM18 215L21 216V220H20V217H19ZM36 215H33V216L35 217ZM51 215H52V217H51ZM89 215H90V214H89ZM92 215H93V214H92ZM94 215H95V214H94ZM94 215H93V216H94ZM109 215H110V217H109ZM131 215H130V217H131ZM150 215H151V214H150ZM152 215H153V214H152ZM165 215H166V213H165ZM165 215H164V216H165ZM169 215H171V214L169 213ZM22 216H24V217H26V218H23ZM67 216H68V217H67ZM79 216H80V215H79ZM85 216H86V214H85ZM95 216H96V215H95ZM99 216H97V218H98ZM101 216H103V215H101ZM101 216H100V217H101ZM116 216L114 217V219L116 218ZM147 216H148V215H147ZM15 217H17V218L19 217L18 219L20 220V222H21V221L24 222V223L22 224V225H23V226H22L23 228H20V229H19V227H20L21 225H20V222L17 223L19 220H17ZM50 217H51V218H50ZM54 217H55V218H54ZM72 217H71V218H72ZM105 217H109V218H110L109 220L112 221V218H111V217H112L111 212H110V214H109V212H107ZM105 217H103V218H104L103 221H105V220H106V221L104 222V224H102V225H103L102 227H103L104 229H103L102 227H101V229H100L99 226H101V225H99V226H98V225H97V226L95 225L96 227H99V228H96V229H100V230H97L100 234H99V233H96L97 231L94 232L92 229H94V230H96V229L94 228V226H92L93 228H91V230L93 231L94 235L96 234L95 236H98V235H99V236H100V235H104V234H102L103 231H104L103 233H106V234H107V232H108L109 230H111V231L113 230V228L111 229V228H110V225L108 224V223H109V220H108L107 218H105ZM118 217H117V218H118ZM128 217H129V216H128ZM130 217H129V218H130ZM81 218H82V217H81ZM88 218H89V217H88ZM88 218H87V219H88ZM91 218H92V217H91ZM91 218H90V219H91ZM164 218H165V217H164ZM169 218H170V217H169ZM169 218H168V219H169ZM49 219H50V220H49ZM53 219H54V220H53ZM55 219H56V220H55ZM63 219H64V218H63ZM84 219H85V218H84ZM114 219H113V220H114ZM122 219H124V218H122ZM61 220H62V218H61ZM61 220L59 221V219H58V221L61 222V224H62L63 220H62V221H61ZM85 220H86V219H85ZM99 220L101 221L102 218H98L97 220H95V221H97V222L94 221V223L99 224V223H100ZM125 220H127V219H125ZM128 220H131V218L128 219ZM138 220H139V219H138ZM153 220H154V219H153ZM153 220H152V221H153ZM155 220H156V219H155ZM77 221H80V217H79V218H74V219L69 220L68 222L64 223V226H63V225H62L63 227L61 226V228H62L61 231H64V230H67V229L71 228L72 225H74ZM88 221H89V220H88ZM88 221H86V222H88ZM92 221H93V220H92ZM118 221H119V220H118ZM123 221H124V220H123ZM146 221H147V220H146ZM149 221H150V218H149L148 222H149ZM152 221L148 224V227H149V225H150V227L153 226V228L156 227V226H157V227H160V226L162 225V224H159V223H158V225H156L155 222H152ZM172 221H173V220H172ZM28 222H30L31 224L28 223ZM35 222H34V223H35ZM53 222H52V223H53ZM86 222H85V223H86ZM114 222H115V220H114ZM114 222L112 221V222H111L112 224H111V223H110V224H111V225H114V224H113ZM121 222H122V221H121ZM124 222H125V221H124ZM127 222H129V221H127ZM16 223H17V224H16ZM34 223H33V224H34ZM82 223H83V222H82ZM85 223H83V224L85 225ZM116 223H117V222H116ZM237 223H238V222H237ZM14 224H16V225H15V226H16L15 228H17V225H19V227H18L17 230H15V229L13 228ZM56 224H57L58 226L56 225V230H55V229H54V230H55L56 233L58 234V233H60V229H59L60 226H59V225H61V224H58V223H56ZM83 224H82V225H83ZM107 224H108V225H107ZM119 224H120V223H119ZM121 224H122V223H121ZM135 224H136V223H135ZM146 224H147V223H146ZM25 225L28 226V227H26ZM30 225H31V226H30ZM54 225H55V224H54ZM82 225H76L75 228L73 229V231H75V229H78L79 226H82ZM104 225H105V226H104ZM116 225L118 226V223H117ZM32 226H33L34 228H33ZM51 226H52L51 224L48 225L49 228H50ZM90 226H91V224L89 223V227H90ZM107 226H108V227H107ZM114 226H115V225H114ZM135 226H136V225H135ZM135 226H134V227H135ZM143 226H145V225H142V230L145 229V228H147V227L144 228ZM30 227H31L32 229H34V230H31V229L27 230V229L30 228ZM85 227H86V226H85ZM112 227H113V226H112ZM122 227H125V226L123 225ZM122 227H119V228H122ZM126 227H127V226H126ZM137 227H138V226H137ZM157 227H156V228H157ZM24 228H26V229L23 230ZM82 228H83V227H82ZM105 228H106V229H105ZM109 228H110V229H109ZM115 228H116V226H115ZM115 228H114L113 232L116 231V230H118V231L121 230V229H115ZM129 228H130V227H129ZM153 228L151 227V228L149 229V232H151V229H152V231H154ZM156 228H155V229H156ZM160 228H161V227H160ZM11 229L14 230V231H16V232H15V233H14V232H13V233H10ZM43 229H45V227H44ZM43 229H42V230H43ZM46 229H47V228H46ZM124 229H125V228H124ZM22 230H23V231H22ZM30 230H31V232H30ZM38 230H39V231H38ZM50 230H51V229H50ZM86 230H87V232H85V231L82 232V233L85 235V238L82 236V238H80V240H82V239H86V236H89V234H90V235L92 234V231H91L90 229H86ZM129 230H130V229H129ZM132 230H133V232H134L135 229H131L130 231H132ZM137 230H138V229H137ZM142 230H141V232H138V233H140V234L143 233V234H144L145 231L142 232ZM157 230H158V229H157ZM164 230H165V229H164ZM166 230H167V228H166ZM5 231H6V234H8L7 236H9L11 239H9V237H6V236H5V234H4ZM8 231H9V232H8ZM17 231H18V232H17ZM52 231H53V230H52ZM69 231H70V230H69ZM71 231H72V230H71ZM71 231H70V232H71ZM118 231H117V232H118ZM122 231H123V230H121V232H122ZM126 231H127V230H126ZM168 231H169V230H168ZM47 232H48V231H47ZM47 232H45V233L43 234L42 237L40 236V237H41L40 239H39V237L37 238L38 240L35 239V240L33 241V244H30V246L27 247L28 249H27L26 247L19 248L20 246H18V247L16 246L17 248H19V250H16V251H15L14 248H12V247L14 246V245L12 246V244H13V243H12V244L10 245V248H11L12 250H6V251H5V256H4L3 258H0V264H12V263L26 264V260H30V259H28V258H29V256H30V252H29V251H31V249H35V250H36V249H40L41 251H43L44 246H42V245H45V243H47L49 240H51L52 242H54V241L56 240V237H55V236H51V238L48 239V237H50V235H49ZM75 232H77V231H75ZM89 232H90V233H89ZM113 232H110L111 235L113 236V234H115V238H117V239L120 238V240H121V237H120L121 234H117V235H116L117 232H115V233H113ZM119 232H120V231H119ZM133 232H130V235H131V233H133ZM146 232H148V230H147ZM156 232H157V231H156ZM162 232H163V231H162ZM164 232H165V231H164ZM194 232H195V231H194ZM9 233H10V234H9ZM16 233H18V236L15 235ZM19 233H20V234H19ZM25 233H24V234H25ZM29 233H28V232L26 233L27 236H28V235H29V236H32V235H33V234L30 235ZM80 233H81V232H80ZM80 233H78V234H80ZM82 233H81V235H82ZM110 233H109V234H110ZM128 233H129V232H128ZM165 233H166V234H164V235H165V236H168V235H167L168 232L166 231ZM11 234H13V235H11ZM54 234H55V232H54ZM134 234H135V233H134ZM134 234H133V235H134ZM140 234H139V236H140ZM151 234H152V233H151ZM14 235H15V236H14ZM19 235L21 236V238H20V239H21V243H20V239L17 238V237H19ZM64 235H66V234H64ZM81 235H80V236H81ZM94 235H92L93 238H94ZM107 235H108V234H107ZM107 235H106V236H107ZM126 235H127V234H126ZM130 235H129V236H130ZM152 235H153V234H152ZM158 235H159V234H157V236H158ZM162 235H163V234H162ZM11 236H14V238L11 237ZM29 236H28V238H29ZM34 236H35V235H33L32 237H30L31 240L34 239ZM36 236H37V235H36ZM36 236H35V237H36ZM92 236H91V239H93ZM122 236H123V235H122ZM124 236H125V235H124ZM141 236H142V235H141ZM141 236H140V237H141ZM143 236H144V235H143ZM159 236H160V235H159ZM60 237H61V236H60ZM70 237H72V236H70ZM76 237H77V236H75V238H76ZM100 237H101V236H100ZM110 237H111V236L108 235V238L110 239L108 242H111V238H110ZM130 237L132 238V236H130ZM130 237H129V239H128V242H129V240H131V243H133V244H130V245H134L135 241H138V239H136V238H137V235H136V236H135V235L133 236V238L136 237V238H135L136 240H135V239L132 240ZM3 238H7V240H4ZM30 238H29V239H30ZM95 238H96V237H95ZM95 238L93 239L92 242H89V241L91 240L90 237H89V240L86 242L87 244H86V243H83V244H84V246H82L83 248H80V249L88 250V251H89V254H90V253H91V254H92V253L95 254V253H96V250H95V249L98 247V248H97V252H99V253L95 255L96 258H97V256H101V254H102L101 251L104 253L103 256H104L105 258H104L103 256L99 257L98 261H100V259H101V262H98L97 259L94 258L97 262H96V261H93V262L91 261L93 264H96V263H97V264H99V263L104 264V262H102V261H106V260H108V261H107V264L109 263V260H112V262H113V260L115 259V258H114V255H115V253H116V250H114V248H111V249H113V250L115 251V253H114L113 251H111V249L109 250L108 247H109V246L111 247V245H112L113 247H114V245H115V249H117V250L120 248V250L117 251V253H118V252H119V253L122 252L121 250H122L123 248H121V247H123V246H121V244H120V245L118 244V240L115 239V240H116V241H115L114 239H112V241L114 242V244H111V243H113V242H111V243H109V246H107V249L110 251L111 254H110V253H108V254L106 253V256H105V252H104V251L107 252V250L105 249V247H106L105 244H106L107 241H105V243H104V244H101V247H99V246H100V243H99L100 241H99V240H101L102 237H101L100 239H99V237H98V241H96L97 238H96V239H95ZM106 238H107V237H106ZM108 238H107V239H108ZM138 238H139V237H138ZM159 238H160V237H159ZM166 238H167L166 242H167V243H171V239H170L169 237H166ZM12 239H13V240H12ZM60 239H61V238H59V240H58L59 243L61 242ZM73 239H74V238H73ZM78 239H79V238H78ZM160 239H161V238H160ZM217 239H218V238H217ZM8 240H9V244H8ZM14 240H15V241H14ZM16 240H18V243L16 242ZM27 240H28V239H27ZM27 240H26V241H27ZM70 240H71V239H70ZM104 240H105V236H104ZM120 240H119V241H120ZM56 241H57V240H56ZM77 241H78V240H77ZM77 241H76V242H77ZM121 241H123V240H121ZM121 241H120V242H121ZM132 241H134V242H132ZM218 241H219V240H218ZM81 242H83V241H81ZM95 242L99 243V244H97L98 246L96 245ZM101 242H102V241H101ZM115 242L118 244V246H121V247L116 246L117 244H115ZM120 242H119V243H120ZM16 243H17V244H16ZM55 243H56V242H55ZM55 243H52L51 246L54 245V247H55V246H56ZM62 243H63V242H62ZM70 243H71V242H70ZM78 243H79V242H78ZM26 244H28V243L26 242ZM60 244H61V243H60ZM68 244H69V242H68ZM79 244H80V243H79ZM85 244H86V245H85ZM88 244H89V245L91 244L92 246H89V247H93V248H90V249L88 248V249H87ZM110 244H111V245H110ZM123 244H124V243H123ZM123 244H122V245H123ZM128 244H129V243H128ZM153 244H154V243H153ZM171 244H172V243H171ZM215 244H216V243H215ZM47 245H48V244H47ZM47 245H46V246H47ZM74 245H77V244H74ZM80 245H81V244H80ZM103 245H104L105 247H103ZM107 245H108V243H107ZM22 246H24V244H23ZM22 246H21V247H22ZM51 246H50V247H51ZM59 246H60V245L57 244L56 247L59 248ZM61 246H62V245H61ZM14 247H15V246H14ZM54 247H53V248H54ZM77 247H79V245H77ZM85 247H86V248H85ZM110 247H109V248H110ZM127 247H129V245H128ZM152 247H154V246L152 245ZM47 248H48V247H47ZM53 248H52V251H53ZM61 248H63V247H61ZM66 248H67V247H66ZM75 248H76V247H75ZM75 248H73V249H74V250H78V251H80L79 248H77V249H75ZM103 248H104L105 250H103ZM132 248H133V247L131 246V249H132ZM150 248H151V247H150ZM194 248H195V247H194ZM70 249H72V248H70ZM98 249H100V250L102 249V250L99 251ZM133 249H134V248H133ZM227 249H228V248H227ZM45 250H46V249H45ZM59 250H60V249H59ZM64 250H65V249H64ZM74 250H72V251L69 252V253H68V250H65L66 253L63 252V253H65V254L68 256V257L66 256L65 258H66V259L68 258V259H67V262H69V263H70V260H69V259L74 257V256H71V257H70L71 254H72V255H75V256L79 254V252L74 251ZM85 250H84V251H85ZM153 250H154V248H153ZM218 250H219V249H218ZM17 251H19V254H18ZM52 251L49 250V251H48L49 254H48V252H46L47 255H45L46 253L43 254V253L41 252L42 255H44V256H41V258H40V259H41L40 262H41L42 264H43V262H44L43 260H46V259H47V260H46V264H49V263H50V264H53V263H54V262H52V260H51V261L49 260V259H51V258L48 259V256H50V252H52ZM54 251H55V249H54ZM62 251H63V249L60 250V252H62ZM69 251H70V250H69ZM73 251H74V252H73ZM91 251H92V252H91ZM109 251H108V252H109ZM124 251H125V250H124ZM129 251H132V250H129ZM129 251L127 250L126 252H129ZM194 251H195V250H194ZM229 251H231V249H230ZM43 252H44V251H43ZM56 252H57V256H58V254H59L60 256L63 254V253H59L58 250L55 251L54 253H53V252H52V253L55 254ZM80 252H81V251H80ZM112 252H113V253H112ZM149 252H150V253H153L151 250H150ZM154 252H156V251H154ZM52 253H51V254H52ZM81 253H83V251H82ZM100 253H101V254H100ZM133 253H134V252H133ZM31 254H32V253H31ZM33 254H34V253H33ZM83 254H87V251H85ZM99 254H100V255H99ZM109 254L112 255V257H111ZM124 254H125V253H124ZM129 254H132V253H129ZM153 254H154V253H153ZM35 255H36V254H35ZM63 255H64V254H63ZM107 255L110 256V259H109V258H106ZM116 255H117V254H116ZM122 255H123V253H122ZM146 255H147V254H146ZM167 255H168V254H167ZM45 256H47V257H46L45 259L42 260V257H45ZM53 256H54V255H53ZM60 256H58V257H60ZM64 256H65V255H64ZM64 256H63V257L61 256L62 258L60 257V258H61V259H60L61 262L64 261V260H63ZM89 256H90V255H89ZM124 256H125V255H124ZM126 256H128V254H127ZM134 256H135V254H134ZM234 256H235V255H234ZM50 257H51V256H50ZM77 257L80 258V256H77ZM77 257H76V258H77ZM102 257H103V258H102ZM53 258L56 259V256H54ZM78 258H77V259H78ZM92 258H93V256H92ZM113 258H114V259H113ZM117 258H118V257H117ZM117 258H116V260H117ZM121 258H122V257H121ZM124 258H125V257H124ZM124 258H123V259H124ZM132 258H135V257L132 256ZM167 258H168V257H167ZM74 259H75V258H74ZM74 259H72V260H74ZM83 259H84V258H83ZM86 259L88 260V258H86ZM94 259H93V260H94ZM104 259H105V260H104ZM57 260H58V259H57ZM78 260H79V259H78ZM78 260H76V261H77V262H80V261H78ZM125 260H126V259H125ZM12 261H14V262H12ZM47 261H50V262L47 263ZM54 261H55V260H54ZM114 261H115V260H114ZM132 261H135V260H132ZM167 261H168V259H167ZM172 261H173V260H172ZM11 262H12V263H11ZM40 262H39V263H40ZM57 262H59V261H57ZM64 262L66 263V260H65ZM64 262H63V264H65ZM81 262H82V261H81ZM87 262H88V261H87ZM94 262H95V263H94ZM127 262L130 264L131 260H130V262H129V261H127ZM127 262H125V263H127ZM161 262H162V261H161ZM41 263H40V264H41ZM55 263H56V262H55ZM55 263H54V264H55ZM69 263H68V264H69ZM71 263H72V262H71ZM73 263H74V262H73ZM75 263H76V262H75ZM92 263H91V264H92ZM110 263H111V262H110ZM131 263H133V262H131ZM164 263H165V262H164ZM164 263H163V264H164ZM169 263H170V260H169ZM33 264H34V263H33ZM36 264H37V263H36ZM60 264H61V263H60ZM77 264H80V263H77ZM86 264H87V263H86ZM111 264H113V263H111ZM118 264H119V263H118ZM135 264H136V262H135ZM166 264H167V263H166Z\"/></svg>","mask_w":264,"mask_h":264}]
</instances>
